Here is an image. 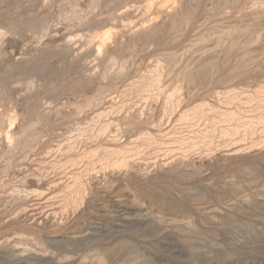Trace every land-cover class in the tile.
Here are the masks:
<instances>
[{
  "label": "bare ground",
  "instance_id": "1",
  "mask_svg": "<svg viewBox=\"0 0 264 264\" xmlns=\"http://www.w3.org/2000/svg\"><path fill=\"white\" fill-rule=\"evenodd\" d=\"M12 1V0H11ZM39 0H17V4L19 6H17V4L15 3L16 7L20 8L22 11L20 12L19 16H21V13H23L24 16H27V18H29L30 20H33L37 14H34L35 9H37L39 6H36L35 4L38 3ZM42 1V0H41ZM46 1V0H43ZM55 0H47L45 6L47 7L48 5H52V3ZM63 2H65L64 4L68 3L69 0H62ZM72 1V0H71ZM79 1V0H78ZM202 1L204 0H195L192 1L194 2L193 4H188V0H86V6H87V10L88 12H92V11H97L96 13H94L93 15H91V13H89L91 16L87 19L84 20V25L86 23V25L90 26V38L92 40H94L95 44V49L94 52L96 53L97 58H99V63L101 66V72L98 74V76L100 77L99 80H106L108 74L107 71L109 70V68L113 65H118V69L120 72V77L124 78L125 83L122 84V86H118V80L116 84H102L99 85L97 83L96 88L93 90V93L91 92L90 95H82L81 97H77V98H81V100L79 102H81L82 106H78V108L76 107L75 110L77 109V112L81 113L82 111L87 110L91 111L92 113H95L94 115L90 114L92 118L88 119V117H86L87 119H85L84 122L87 121V124H84V122H82L83 120H81L78 125L79 127H75V129L68 131L69 135L70 133H75V135H72L74 138V142L66 143L67 148L66 153H64L65 157L62 155V158L58 159L61 160L63 159V164L61 166H58L59 168H61V170L63 169L64 171H62L63 173L66 174V182L67 184L61 187L60 185V190L58 189L59 194L57 195L58 197H61V200L63 201H67L68 203L64 202L65 207H70L69 205H71L72 203L75 205L79 206V202L83 199L87 200V196L89 198H92L93 196L95 197L96 194L98 193V189L97 187L94 185V177L98 176L99 173H103V176H110L108 172H114L112 173L113 175H115V171L117 170V172H122L125 176H127V180H125L126 182H124L123 184V189L125 191H127L129 194L130 193L133 198V201L136 202V200H140L139 196H142L145 200H147V205L148 208L145 209H149L152 207V209L154 208L153 206L156 207V210L160 211L161 214H164L165 212H170L171 210L174 208L173 205H170L165 203L166 199L168 197L169 191L170 189L174 192H176L177 194H181L182 193V189H185V187L187 188V186H185L187 184V181H185V178H181L177 175V173L179 172V166H180V162L179 164L168 170L165 171H160L161 172V177L163 179H161L159 182H157V185H151L149 182H151V180L148 182L150 184V186L146 185V187L148 186L149 190H146L147 188L145 187H139L137 186L139 181H142L141 179H143L141 176H143L144 171H147L146 169H143L145 167H143V165L145 164V162L151 160L153 158V156H151L150 158L148 156L147 159L144 156V159H146V161L142 158V156L144 154H146V150H152L153 149V145H155L156 149L160 146L161 151H164V155L163 153L159 150L162 154V156H167L170 155V153H168L169 151L172 150L173 152V156H176V154H178L177 151H180V153H186L187 151L191 153V151H193L192 153L195 155L196 151H201L202 154L204 153H208V155H210L209 153H211V155L216 151H218V149L220 150L221 147H223V143H224V151H225V147L226 145H228L229 149L230 147H232L231 144L234 145V143L236 144L237 142L241 143V146H247V144H249V148L252 147V145L256 147V143L258 145V143H260L259 145L262 147V145L264 144V48L259 49L261 51H258V49L256 48V46L258 47H264V27L262 28V26L260 27V23L264 22V18L262 17V15L264 13H262L260 11L261 8L257 9L260 11L258 12L261 13V17L260 15H255L256 12L253 13H246V11H244L243 8V4L246 6L247 3H249V0H246V3H240L239 5H237L235 7V3L232 5V7H234V14L237 12H240V17L238 15V17L234 18V14L232 15L231 13H229V16L226 17L225 15V8L222 9V7L217 4L214 6L215 8L212 9H207L205 7V3H202ZM220 1V0H219ZM222 1V0H221ZM227 1L229 2V0H226L225 2L227 3ZM232 1V0H231ZM242 1V0H240ZM244 1V0H243ZM253 1V0H252ZM258 6L260 7L261 3L260 0H258ZM262 1V0H261ZM216 2V1H215ZM14 3V2H11ZM41 3V2H40ZM45 3V2H44ZM43 3V4H44ZM58 3H61V1H59ZM76 3V2H75ZM72 4L73 6L75 5ZM191 3V1H190ZM220 3V2H219ZM225 3V4H226ZM251 3V1H250ZM254 2H252V4L249 6H252ZM42 4V3H41ZM57 4V3H56ZM216 4V3H215ZM232 4V2H231ZM256 4V3H255ZM254 4V5H255ZM260 4V5H259ZM55 5V3H54ZM62 5V4H60ZM68 5V4H67ZM71 6V4H69ZM68 5V6H69ZM13 6V4L11 5ZM10 6V7H11ZM37 8H36V7ZM44 6V7H45ZM53 6V5H52ZM56 6V5H55ZM69 6V7H70ZM78 6V5H76ZM75 6V8H76ZM188 6V7H187ZM207 6V5H206ZM257 6V4L255 5ZM254 6V7H255ZM15 7V8H16ZM41 7V6H40ZM67 7V6H66ZM68 7V8H69ZM231 7V6H230ZM253 6L251 8H254ZM262 7V6H261ZM7 8H9V4L7 6ZM6 8V10H7ZM64 8V7H63ZM73 8V7H72ZM71 8V9H72ZM229 8V7H228ZM247 8V7H246ZM263 8V7H262ZM2 9V8H1ZM13 9V8H12ZM17 9V8H16ZM39 9V8H38ZM43 8L39 9L40 11ZM48 9V8H47ZM67 9V8H66ZM70 9V10H71ZM249 9V8H248ZM247 9V11H248ZM14 10V9H13ZM18 10V9H17ZM16 10V11H17ZM46 10V8H45ZM44 10V11H45ZM69 10V9H68ZM73 10V9H72ZM81 10V9H78ZM224 10V11H223ZM228 10V9H227ZM231 10V8H230ZM237 12H236V11ZM251 10V9H249ZM9 11H12L11 9ZM8 11V13H9ZM15 11V12H16ZM19 11V10H18ZM17 11V12H18ZM38 11V10H37ZM49 11V10H46ZM65 11V10H64ZM83 11V10H82ZM1 12V11H0ZM13 12V11H12ZM13 12V14L15 13ZM16 12V13H17ZM43 12V11H42ZM63 12V11H62ZM72 12V11H70ZM78 12V11H77ZM80 12V11H79ZM78 12V13H79ZM84 12V11H83ZM82 12V14H83ZM86 12V11H85ZM134 12H138L137 17L139 20H135V15ZM225 12V13H224ZM264 12V11H263ZM15 13V14H16ZM61 13V12H60ZM1 14V13H0ZM10 14V13H9ZM67 14V13H66ZM68 14H72L73 16H71L73 19H71V21L73 20L74 22H76L77 20H81L82 18L80 16H76L77 13L75 14V11H73L72 13H68ZM67 14V16H68ZM85 14V13H84ZM238 14V13H237ZM10 14V16H4L2 15L0 17V42L3 41V36H5V31H8L7 34L9 33H13L14 34H18L22 39L25 38L26 36V32L29 31L27 28L23 26H21L22 24H20L18 22L20 17ZM41 15V14H40ZM39 15V17H40ZM58 15V14H57ZM80 15V14H79ZM132 15H134V17H132ZM23 16V18H25ZM60 16H63V14ZM59 16V17H60ZM256 16V17H255ZM259 18H258V17ZM264 16V15H263ZM17 17V20H15ZM22 17V16H21ZM46 17V16H45ZM69 17V18H71ZM85 17V15H84ZM255 17V18H254ZM38 18V17H37ZM37 18L36 22H37ZM64 18V17H63ZM62 18V19H63ZM66 18V16H65ZM64 18V19H65ZM261 18V19H260ZM22 19V18H21ZM20 19V22H21ZM48 19V18H47ZM68 19V17L66 18ZM65 19V20H66ZM229 19L230 22H226ZM24 20V19H23ZM26 20V19H25ZM28 20V19H27ZM40 20V19H39ZM64 20V21H65ZM76 20V21H75ZM34 21V20H33ZM33 21H31L33 23ZM42 21V20H41ZM69 21V20H68ZM72 21V22H73ZM82 21V20H81ZM24 22V21H23ZM27 22V21H26ZM29 22V21H28ZM30 23V26L33 27ZM72 22H69L70 25ZM73 22V25H75ZM78 22V21H77ZM19 23V24H18ZM65 24L67 22H64ZM242 23V24H240ZM246 23V24H245ZM244 24V25H243ZM43 25V24H42ZM51 25V24H50ZM69 25V24H68ZM41 26V25H40ZM67 26V25H66ZM29 27V26H28ZM68 27V26H67ZM77 27H79V23L77 25ZM84 27V26H83ZM36 28V27H35ZM34 28V29H35ZM72 28V27H70ZM33 29V30H34ZM68 29V28H67ZM37 30V29H35ZM45 30V32L47 31L46 29H42ZM5 33H4V32ZM41 31V30H40ZM65 31V30H64ZM43 33V31H41ZM40 32V33H41ZM44 32V33H45ZM88 32V30H87ZM32 33V32H31ZM48 33V32H47ZM66 33V32H65ZM4 34V35H3ZM6 34V35H7ZM86 34V33H85ZM88 34V33H87ZM31 35V34H30ZM39 35V33H38ZM41 35V34H40ZM39 35V36H40ZM47 35V34H46ZM79 35V34H78ZM89 35V34H88ZM11 36V35H10ZM18 36V38H19ZM38 36V37H39ZM43 35H41V39L44 38L42 37ZM72 36V35H71ZM14 37V36H12ZM37 37V36H36ZM35 38V35H34ZM47 38V37H46ZM51 38V37H50ZM70 38V37H69ZM77 38V36H76ZM85 38V37H84ZM88 39V37H86ZM21 39V40H22ZM36 39V38H35ZM40 39V38H39ZM38 40V39H37ZM56 40V39H55ZM68 40V39H67ZM88 45H90L89 43L92 44L91 40L88 39ZM4 42V41H3ZM40 42V40H39ZM42 42V41H41ZM55 42V41H54ZM37 44V43H36ZM40 44V43H39ZM38 44V45H39ZM32 45V44H31ZM43 45V44H42ZM51 45V44H50ZM77 46V45H76ZM92 46V45H91ZM1 47V46H0ZM44 47V46H43ZM48 47V46H46ZM45 47V48H46ZM253 47V48H252ZM50 47H48L49 49ZM54 48V47H53ZM56 48V47H55ZM67 48V47H66ZM256 48V52L250 49H254ZM47 49V48H46ZM47 49V50H48ZM148 49L151 50L150 52H148ZM45 50V49H43ZM45 50V51H47ZM82 50V49H81ZM147 50V51H145ZM40 51L42 52V49H40ZM55 52H57L56 50H54ZM52 51V52H54ZM63 52L65 50H62ZM1 52V51H0ZM51 52V51H50ZM52 52L50 54H52ZM54 52V53H55ZM59 52V51H58ZM68 52V51H67ZM93 52V50H92ZM148 52V54H144ZM254 52V53H253ZM261 52V53H260ZM45 52H43L44 54ZM62 53V52H61ZM66 52H64L65 54ZM91 53V52H90ZM88 53V56L89 54ZM214 54L217 56V59L215 57V59L211 60L213 61L212 65L208 64L207 62L209 61L206 56L208 54ZM2 55V52L0 53ZM47 54V52L45 53ZM49 54V55H50ZM62 54V55H64ZM86 54V53H85ZM92 54V53H91ZM31 55V54H30ZM37 55V54H36ZM53 55V54H52ZM51 55V56H52ZM70 55V54H69ZM82 55V54H81ZM148 55V56H147ZM33 56V54H32ZM43 56V55H42ZM55 56V55H54ZM53 56V57H54ZM68 56V55H67ZM66 56V57H67ZM77 56V55H76ZM143 56H146L145 58ZM38 57H41V54L38 55ZM45 57V56H43ZM52 57V58H53ZM65 57V56H64ZM73 57V56H72ZM82 57V56H81ZM87 57V56H86ZM137 57H140L142 59L141 61V65L138 67V73L137 74H133L136 73L135 70H137V68L132 72L129 71L130 68H132L133 66L131 64H133L134 60H136ZM207 58V62L206 64H208V66L204 63H202V68L201 70L199 69L200 66L197 65L196 63L198 62L199 59L203 58ZM47 58V57H46ZM50 58V57H49ZM74 58H78L80 59V55L78 57H74ZM70 60L73 63V59ZM94 58V57H93ZM101 58V59H100ZM139 58V60H140ZM144 58V61H143ZM205 58V59H206ZM212 58V57H211ZM55 59V58H54ZM68 61L69 58L67 57ZM66 59V60H67ZM83 59V58H82ZM81 59V60H82ZM96 59V58H95ZM204 59V60H205ZM42 60V58L40 59ZM45 60V59H44ZM43 60V61H44ZM60 60V59H59ZM64 60V59H61ZM60 60V61H61ZM97 60V59H96ZM202 60H200L198 63L201 64V62H203ZM33 61V60H32ZM41 62V61H40ZM47 63V59L46 61H44ZM52 62V59H51ZM95 62V61H94ZM140 62V61H138ZM37 63V62H36ZM42 63V62H41ZM50 63V62H49ZM65 62L62 63V65H64ZM67 64L69 62H66ZM65 63V64H66ZM75 63V62H74ZM84 63V62H83ZM210 63V62H209ZM22 64V63H21ZM40 64V63H37ZM53 64V62H52ZM57 64V63H56ZM66 64V65H67ZM99 64H97V66H99ZM31 65L30 68L31 69H35V66ZM42 64H40L41 66ZM48 65V64H47ZM61 65V66H62ZM65 65V66H66ZM75 64H73L74 66ZM82 64H80L81 66ZM93 65V64H92ZM96 65V64H95ZM139 65V64H138ZM263 65V66H262ZM22 66V65H21ZM32 66L34 68H32ZM44 66V65H43ZM41 66V67H43ZM64 66V67H65ZM69 68H71L70 64H68ZM86 66V65H85ZM136 66V65H135ZM206 66V67H205ZM15 67V66H14ZM45 67V66H44ZM63 67V66H62ZM77 67V66H76ZM75 67V69H76ZM95 66H93L94 69ZM8 68V67H7ZM23 68V67H21ZM27 68V67H25ZM24 68V69H25ZM29 68V67H28ZM80 67H78L77 69H79ZM44 69V68H43ZM74 68L71 69L72 72ZM81 69V68H80ZM111 69V68H110ZM113 69V68H112ZM5 70V69H3ZM27 70V69H26ZM25 70V71H26ZM30 70V69H29ZM37 70V68L35 69ZM34 70V71H35ZM41 70V69H40ZM46 70V69H45ZM97 70V68L95 69ZM100 70V69H99ZM256 72L254 73L253 71ZM31 71V70H30ZM44 70H41V72ZM48 71V70H46ZM83 71V70H82ZM116 71V70H115ZM13 72V71H12ZM20 72V71H19ZM38 72V71H37ZM49 72V71H48ZM47 72V74H48ZM253 72L254 75L250 76L249 74ZM28 73V72H27ZM31 73V72H30ZM29 73V74H30ZM36 73L33 72V74ZM46 73V72H45ZM73 75H75L76 72H73ZM82 73V72H80ZM112 74L114 72H111ZM116 73V72H115ZM119 75V73H116ZM125 73V74H123ZM6 74V73H5ZM40 74V73H39ZM44 74V73H43ZM95 74V73H94ZM97 74V73H96ZM134 76H131V75ZM49 75V74H48ZM59 75V74H58ZM68 75V73H67ZM5 76V75H4ZM2 75V77H4ZM35 76V75H34ZM37 78L40 76H38L36 74ZM61 76V75H59ZM70 76V75H69ZM80 80H79V77ZM81 76L83 77V75L78 74L77 77H72V78H77L80 81L81 80ZM88 76V75H87ZM95 75H93L94 77ZM1 77V79H3ZM31 77V75H30ZM68 77V76H67ZM71 77V76H70ZM114 77V76H113ZM117 77V75H116ZM33 78V77H32ZM36 78V77H35ZM45 78V76H44ZM47 78V77H46ZM56 78V76H55ZM89 78V77H88ZM111 78V77H110ZM240 78H244L242 79L243 82V86L242 84L240 85V83L238 82V79ZM6 79V78H5ZM4 79V80H5ZM17 79V78H15ZM19 79V78H18ZM30 79V78H29ZM52 79V78H51ZM70 79V78H68ZM90 79V78H89ZM88 79V80H89ZM95 79V78H94ZM40 80V79H39ZM49 80V79H48ZM77 80V83L80 84ZM98 80V79H97ZM96 80V82H97ZM1 81V80H0ZM19 81V80H18ZM86 81V79L84 80ZM93 81V80H92ZM107 81H111V79L107 80ZM113 81V80H112ZM116 81V80H115ZM128 81V82H127ZM240 81V80H239ZM53 82V79L52 81ZM61 82V81H59ZM67 82V81H66ZM69 82V81H68ZM101 82V81H100ZM104 82V81H103ZM121 82V80H120ZM123 82V81H122ZM128 85H126L127 83ZM236 82L239 83V85L236 84ZM241 82V81H240ZM3 83V82H2ZM21 83V82H20ZM19 83V84H20ZM28 83V82H27ZM50 85V82H48ZM106 83V81L104 82ZM111 83V82H110ZM115 83V82H113ZM33 84V83H32ZM70 84H71V80H70ZM77 84V85H78ZM82 84V82H81ZM235 86L236 88L238 86H242L243 91L245 96L240 98V95L238 97L237 94H229L231 91H229V89H232V86ZM24 85V84H23ZM45 85V84H44ZM48 85V86H49ZM60 85V84H59ZM76 85V86H77ZM4 86V85H3ZM6 86V85H5ZM52 86V85H51ZM83 86V85H82ZM53 87V86H52ZM5 88V87H4ZM4 88H2L3 90H5ZM69 88V87H68ZM84 88V87H83ZM235 88V89H236ZM239 88V87H238ZM12 89V88H11ZM29 89V88H28ZM49 87H47L46 90H48ZM56 89V86L55 88ZM85 89V88H84ZM234 89V88H233ZM232 89V90H233ZM17 90V89H16ZM20 90V89H19ZM50 90V89H49ZM53 91V89H51ZM50 90V91H51ZM82 90V89H81ZM238 90V89H237ZM242 90V89H241ZM40 91V89H39ZM85 92L87 91V88L84 90ZM240 91V90H239ZM9 92V91H8ZM7 92V93H8ZM18 92V91H17ZM83 92V91H82ZM237 92V91H234ZM7 93H5L7 95ZM51 93V92H50ZM239 93V92H238ZM4 94V95H5ZM43 95V93H41ZM52 94V93H51ZM81 94V92L79 93ZM243 94V93H241ZM1 95L4 97L3 93L1 92ZM0 95V97H1ZM5 95V96H6ZM19 95V94H18ZM202 95H213L216 96V102L218 101L217 99H219V96L222 97H227L225 99V102H227V106L230 107L228 109H219L221 107H217L215 104L213 106L212 102H205V101H201L200 106H197V102H199L197 100L196 102V106L195 107V102L193 103V106L191 105L192 102L190 103H186V98L187 96H197L195 97L196 99L199 97H201ZM14 96V95H13ZM68 98H70V95H67ZM74 96H76L74 94ZM128 96H131L132 99H135L133 101H136V99H140V101H138L140 104L141 102L142 105H146V107L144 106L141 107L143 109H136L133 110L136 107H133L132 103L126 104L125 102H122L125 98H128ZM218 96V97H217ZM9 97V95H8ZM42 97V96H41ZM73 97V96H71ZM130 97V98H131ZM194 97H191L192 99ZM205 97V96H204ZM203 97V98H204ZM208 97V96H207ZM211 97V96H210ZM209 97V98H210ZM67 98V97H66ZM208 98V99H209ZM212 98V97H211ZM2 99V97H1ZM7 97L3 98L2 100H0V106H4L1 107V111H0V118L2 119L3 123H6L5 125L2 123L0 125L5 126L2 130H0V133L3 135L0 138V141L3 140L2 143H4L3 145H5V147H3L2 150H0V159L3 158L4 161L6 160H10L9 158V153L15 149L17 150H21L20 152H23L24 157L26 156V154L33 149L34 144L33 140L37 142L38 139H32L30 140L32 137L31 134V129L28 128L29 126H33L30 122V125L28 123L23 124L22 123V127L23 129H16L15 130V125L18 121V114L19 112H16L14 106H17L12 102L8 103L6 101ZM10 101V98H8ZM36 99V98H35ZM110 99V100H109ZM202 99V98H201ZM205 99H207L205 97ZM214 99V98H213ZM238 99V102H235V100ZM48 100V99H47ZM63 100V99H62ZM107 101L109 100L110 102L105 104L106 107L104 108L103 106L104 103L103 101ZM118 100H120L118 102ZM122 100V101H121ZM186 100V101H185ZM233 102H231V101ZM30 101V100H29ZM28 101V102H29ZM36 101V100H35ZM125 101V100H124ZM127 101V99H126ZM220 101H222V99H220ZM27 102V101H26ZM25 102V103H26ZM68 102V101H67ZM83 102V103H82ZM129 102V101H128ZM231 102V103H230ZM38 103V102H37ZM41 103V102H40ZM51 103V102H50ZM200 103V102H199ZM210 103V104H209ZM219 105H221V102ZM28 104V103H27ZM26 104V105H27ZM39 104V103H38ZM44 104V103H43ZM75 104V102H74ZM212 104V105H211ZM29 105V104H28ZM40 105V104H39ZM130 105H132L133 109L130 107ZM139 104H137L138 107ZM224 105V104H222ZM43 106V105H42ZM192 106V108L190 107ZM225 106V105H224ZM21 107V106H20ZM27 107V106H26ZM75 107V105H74ZM226 107V106H225ZM3 108V109H2ZM17 108V107H16ZM25 110V107L22 106V110ZM30 109V107L28 108ZM132 109V111L130 112L129 110ZM3 110V111H2ZM23 110V111H24ZM74 111V108H73ZM33 112V111H32ZM90 113V112H89ZM23 114V113H21ZM19 115L21 117H23L22 115ZM73 114V113H71ZM26 115V113H25ZM70 115V113H69ZM74 115V114H73ZM82 115V114H81ZM86 115V114H85ZM29 116V114H28ZM75 116V115H74ZM74 116L71 115L70 118H73ZM78 114H77V118H78ZM94 116V117H93ZM25 117V116H24ZM68 117V116H67ZM29 118V117H28ZM69 118V117H68ZM75 118V117H74ZM0 119V120H1ZM30 119V118H29ZM67 119V118H66ZM81 119V118H80ZM174 119V123L177 125L179 124V127L181 126L184 127L186 124L187 125H192L190 127H194L192 123H195V126L197 127L198 125V129L196 131H189L191 134L187 136V134H184V132H182V135H185L184 137L181 134V132H177V129H173L167 133H165L166 135H160L159 136V131L160 128L162 127L163 124H165V121H168L170 123V121ZM24 120V119H23ZM28 120V119H27ZM33 120V118H32ZM170 120V121H169ZM68 121V120H67ZM74 121V120H73ZM72 121V122H73ZM78 121V120H76ZM82 122V123H81ZM172 122V121H171ZM71 123V122H70ZM68 123V125L70 124ZM77 123V122H76ZM19 124V123H18ZM17 124V125H18ZM26 124V125H25ZM167 125H169L168 123H166ZM185 124V125H184ZM21 125V123H20ZM25 125V127H24ZM65 125V124H64ZM67 125V127H69ZM174 125V124H173ZM172 125V126H173ZM183 125V126H182ZM186 125V126H187ZM77 126V124H76ZM176 126V125H175ZM185 126V127H186ZM0 127V128H1ZM20 126L18 125V128ZM66 127V126H65ZM66 127V128H67ZM164 127V126H163ZM167 127V126H166ZM171 127V126H169ZM189 127V126H188ZM17 128V127H16ZM30 129L31 132H29L28 134H31L26 136V129ZM71 128V127H70ZM69 128V129H70ZM73 128V127H72ZM165 128V127H164ZM163 128V129H164ZM176 128H178L176 126ZM27 129V130H28ZM65 130V128H63ZM180 129V128H178ZM192 130V128H189V130ZM166 130V129H165ZM177 132H175V131ZM186 130V129H184ZM188 130V128H187ZM186 130V132H187ZM2 131V132H1ZM126 131V132H125ZM180 131V130H179ZM35 132V131H34ZM164 132V131H163ZM166 132V131H165ZM33 133V132H32ZM66 133V134H67ZM72 133V134H73ZM188 133V132H187ZM20 134V136H19ZM127 134V135H126ZM189 134V133H188ZM35 135V134H34ZM60 135V133H59ZM63 135V134H62ZM64 135H65V131H64ZM67 137H72L71 135ZM17 137L18 140H17ZM62 137V136H61ZM64 139V138H63ZM67 139V138H65ZM70 139V138H69ZM68 139V140H69ZM262 139V140H261ZM67 140V141H68ZM227 140H231V141H235L234 143H227ZM66 140H64L63 142H65ZM241 141V142H240ZM62 142V144H63ZM96 142V143H95ZM243 142V143H242ZM245 142V143H244ZM32 143L34 144L32 146ZM159 143V145H158ZM238 143V144H239ZM62 144H59V146H61ZM262 144V145H261ZM1 145V144H0ZM58 145V144H57ZM64 143V146H66ZM171 145V146H170ZM172 145L174 146V148L172 149ZM240 145V144H239ZM238 147L240 148L241 146ZM58 146V148H59ZM152 148H150V147ZM242 146V147H244ZM251 146V147H250ZM259 146V147H260ZM264 146V145H263ZM63 147V145L61 146V148ZM149 147V148H148ZM227 147V148H228ZM236 147V146H235ZM241 147V148H242ZM55 148V149H58ZM59 148V149H61ZM246 149V150H249ZM258 148V147H257ZM82 149V152H80ZM84 149V150H83ZM201 149V150H200ZM203 149V150H202ZM229 149L226 150V152H229ZM253 149V148H252ZM15 150L13 151V154H15ZM78 151L79 154H77L76 152ZM155 150V149H154ZM174 150V151H173ZM176 150V152H175ZM222 150V149H221ZM244 150V151H246ZM251 150V149H250ZM26 151H28L26 153ZM60 151V150H59ZM237 151V148L236 150ZM261 151V150H260ZM263 151V150H262ZM19 152V151H18ZM58 152V151H57ZM55 152V154L57 153ZM65 152V151H63ZM75 152V153H74ZM152 151H150L151 153ZM157 152V151H155ZM154 151L152 153H155ZM186 153L189 154V153ZM195 152V153H194ZM213 152V153H212ZM218 152H222V151H218ZM227 152V153H228ZM233 151H231L232 153ZM238 152V151H237ZM17 153V152H16ZM60 153V152H59ZM58 153V154H59ZM62 153V152H61ZM60 153V154H61ZM148 151L149 156L151 155ZM158 153V152H157ZM156 153V154H157ZM174 153H176L174 155ZM249 153V152H248ZM254 153V152H253ZM63 154V153H62ZM147 154V155H148ZM155 154V155H156ZM226 154V153H225ZM172 155V153H171ZM182 155V154H181ZM200 155V154H198ZM210 155V156H211ZM255 155V154H253ZM58 156V155H57ZM158 156V155H156ZM156 156L154 158V160L156 159ZM178 156V155H177ZM177 156L175 158H177ZM180 156V155H179ZM191 156V155H190ZM202 156V155H201ZM251 156V155H250ZM60 157V156H59ZM170 157V156H169ZM184 158L183 156H180ZM189 157V156H188ZM241 157V156H240ZM243 157V156H242ZM254 157V156H253ZM64 158H65V163H64ZM158 158V157H157ZM160 158V157H159ZM182 158V159H183ZM186 158V157H185ZM190 158V157H189ZM207 158V157H206ZM210 158V157H209ZM227 158V157H226ZM231 158V156H230ZM239 158V157H238ZM173 159V158H172ZM192 159V158H191ZM229 159V158H228ZM247 159V157H246ZM253 159V158H252ZM251 159V160H252ZM8 160V161H9ZM25 160V159H22ZM144 160L145 162L141 161ZM170 160V159H169ZM177 160V159H176ZM181 160V158H180ZM186 160V159H185ZM217 160V159H216ZM235 160V159H234ZM238 159H236L237 162ZM248 160V159H247ZM6 162L8 164H6V166H2L0 167V180L2 181L3 179L5 180L6 178H2V177H6L7 173L9 171L8 166L10 164L9 162ZM56 161V159H55ZM57 161V162H58ZM60 161V163L62 162ZM152 161V160H151ZM256 161V160H254ZM261 160H258V162ZM264 161V159H263ZM262 161V163H264ZM157 162V161H154ZM161 162V161H160ZM178 163V161H176ZM175 162V165H176ZM226 162V161H225ZM232 162V161H231ZM143 163V165L141 164ZM150 163V162H149ZM166 163V162H165ZM183 163V162H182ZM185 163V162H184ZM187 163V162H186ZM185 163V164H186ZM256 163V162H255ZM262 163L260 164V166H262ZM54 164V163H53ZM155 164V163H154ZM164 164V163H161ZM171 164V163H170ZM184 164V165H185ZM51 165V164H50ZM55 165H59L54 164ZM165 165V164H164ZM218 165V164H217ZM235 165V164H234ZM239 165V164H236ZM254 164H251V169L248 167V169L253 170L254 174L258 177V179L261 181L262 179H264V170H260L261 167L256 169V165L253 166ZM9 166V167H10ZM13 166V165H12ZM147 166V163L146 165ZM152 166V165H150ZM160 166V165H157ZM169 166V165H168ZM183 166V164H182ZM242 166V165H241ZM248 166V165H247ZM264 166V165H263ZM57 167V166H55ZM153 167V166H152ZM165 167V166H163ZM245 167V166H244ZM255 167V168H254ZM12 168V167H10ZM58 168V169H59ZM147 168V167H146ZM159 168V167H158ZM247 169V167H245ZM244 168V170H245ZM253 168V169H252ZM56 169V168H55ZM220 170V168H218ZM236 170L235 168H232ZM243 169V168H242ZM264 169V167H263ZM12 170V169H11ZM186 170V169H185ZM188 170V169H187ZM214 170V169H213ZM238 170V169H237ZM242 170L243 174L244 171ZM7 171V173H5ZM60 171V170H59ZM155 171V170H154ZM234 170H232L231 173H233ZM183 172V171H182ZM218 172V171H217ZM224 172V171H223ZM235 172V171H234ZM239 172V170H238ZM242 172L240 171V173L242 174ZM252 172V171H251ZM250 172V173H251ZM252 172V173H253ZM6 175H5V174ZM59 173V172H58ZM60 174L62 175L61 177H63V175L65 174ZM148 173V171H147ZM146 173V174H147ZM176 173V174H175ZM185 173V172H184ZM117 174V173H116ZM122 174V176H124ZM183 174V173H182ZM181 174V175H182ZM190 174V172H189ZM196 174V173H195ZM227 174V173H226ZM229 174V173H228ZM235 176H239L237 173H233ZM240 174V175H241ZM249 174V173H247ZM4 175V176H2ZM121 174L119 173V176ZM145 175V174H144ZM185 175V174H184ZM223 175V174H222ZM252 177L255 178L256 177ZM2 176V177H1ZM102 176V175H101ZM102 176V177H103ZM124 176V177H125ZM186 176V175H185ZM224 176V175H223ZM227 176V175H225ZM224 176V177H225ZM231 176V175H230ZM244 176V175H242ZM263 178H261V177ZM60 177V178H61ZM118 177V176H117ZM122 177V178H124ZM146 177V176H145ZM156 177V176H155ZM214 177V176H213ZM223 177V178H224ZM248 177V175H247ZM251 177V175H250ZM64 178V177H63ZM114 178V177H113ZM154 178V177H153ZM189 178V177H188ZM187 178V179H188ZM191 178V177H190ZM222 178V177H221ZM220 178V179H221ZM235 177H233L234 179ZM22 179V178H21ZM98 179V178H97ZM101 179V178H100ZM126 179V177H125ZM175 179V182H172ZM192 179V178H191ZM219 179V180H220ZM248 179V178H247ZM246 179V181H247ZM24 180L27 179H23L22 182L20 184H17L19 182H16L14 185L12 183H7L8 186H6V183L4 184V188L3 186H1L0 191L1 193H7L6 195H8V197H5L6 195L4 194V196L0 197V202H3L5 205V208L2 209V212L0 211V213L2 214H7L8 211H10L11 208L15 207L17 205V202L20 201L19 198L17 196H19L20 194H29V187L27 188L25 186L26 183H28L27 181L25 182ZM109 180H112V178ZM116 180V179H115ZM115 180L113 182H115ZM123 180V179H122ZM156 180H158L156 178ZM222 180V179H221ZM230 180V179H229ZM232 180V179H231ZM240 180V179H237ZM250 180V178H249ZM248 180V181H249ZM253 180V179H252ZM0 181V183H1ZM118 181V180H117ZM189 181V179H188ZM191 181V180H190ZM195 181V180H194ZM218 181V180H217ZM227 180H225L226 182ZM243 181V180H242ZM245 181V180H244ZM247 181V182H248ZM258 181V180H256ZM256 181L253 180V182L251 183L252 186L253 183ZM263 181V180H262ZM10 182V181H9ZM65 182V181H64ZM100 182V181H99ZM103 182V181H102ZM107 182V181H106ZM147 182V181H146ZM145 182V183H146ZM198 182V181H197ZM212 182V180H211ZM220 182V181H219ZM223 182V181H222ZM223 182V183H225ZM238 182V181H237ZM240 182V181H239ZM251 182V180L249 181ZM248 182V183H249ZM14 183V182H13ZM195 183V182H193ZM241 183V182H240ZM259 183V181H258ZM257 183V184H258ZM263 182H260L261 187ZM11 184V185H10ZM95 184H98V182ZM227 184V183H225ZM231 184V183H230ZM236 184V183H235ZM244 184V183H243ZM110 185V184H109ZM113 185V184H112ZM111 185V186H112ZM139 185V184H138ZM196 185V184H194ZM193 185V187H194ZM212 185V184H211ZM234 185V184H233ZM240 185V184H239ZM246 185V184H245ZM111 186H109L111 188ZM142 186V185H141ZM222 186V185H221ZM58 187V186H57ZM103 187V184H102ZM105 187V186H104ZM193 187L191 189H193ZM202 187V186H201ZM223 187V186H222ZM231 187V185H230ZM242 186H238V188H236L238 190V192L240 191ZM257 187V185H256ZM259 187V185H258ZM120 188H122L120 186ZM195 188V187H194ZM197 188V187H196ZM209 188V187H208ZM211 188V187H210ZM209 188V189H210ZM214 187H212V190ZM219 188V186H218ZM218 188L216 189L217 191ZM245 188V187H243ZM255 188V187H254ZM253 188V190H255ZM100 189V188H99ZM103 189V188H101ZM107 189V188H105ZM190 189V188H189ZM189 189H185L189 190ZM207 189V188H206ZM53 190V189H52ZM55 190V189H54ZM114 190V188H113ZM117 190V189H116ZM215 190V191H216ZM223 190V189H222ZM227 190V188H226ZM242 190V189H241ZM244 190V189H243ZM257 190H263L264 189H257ZM32 191V190H31ZM108 191V190H106ZM121 191V190H120ZM119 191V192H120ZM124 191V193H125ZM184 191V190H183ZM192 191V190H191ZM196 191V190H195ZM198 191V190H197ZM200 191V190H199ZM198 191V192H199ZM209 191V190H208ZM248 191V190H247ZM250 191V189H249ZM262 191V192H263ZM103 192V191H102ZM101 192V193H102ZM109 192V191H108ZM188 192V191H187ZM186 192V193H187ZM202 192V191H200ZM211 192V191H210ZM223 192V191H222ZM227 192H233L232 189L231 190H227ZM235 192V191H234ZM242 192V191H241ZM244 192V191H243ZM255 192V191H252ZM261 191H259L258 193H260ZM261 192V195H263V193ZM2 193V194H3ZM32 193H34L32 191ZM120 193H123V191H121ZM171 193V192H170ZM174 193V194H176ZM186 193H182V194H186ZM188 193H192V192H188ZM204 193V192H203ZM220 193L219 196L223 197V195L225 194V192H223L224 194H222L221 192H217ZM228 193V194H229ZM245 193V192H244ZM244 193H242V195H244ZM105 194V193H104ZM115 194V193H114ZM173 194V193H172ZM234 194V193H232ZM231 194V195H232ZM10 195H15L14 198L11 197ZM98 195V194H97ZM100 195V194H99ZM108 195V194H107ZM137 195H139L138 197H136ZM227 193L224 195V198H227ZM241 195V194H239ZM247 195V196H246ZM25 195H23L24 197ZM101 196V195H100ZM123 196V195H121ZM125 196V194H124ZM127 196V195H126ZM189 196V195H188ZM195 196V195H194ZM201 196V195H199ZM203 196V195H202ZM212 196V195H211ZM226 196V197H225ZM236 196V195H234ZM257 197V193H251L247 192V194H245V197L251 198L248 199V201L252 200V198ZM260 196V195H258ZM17 197V198H15ZM20 197V196H19ZM99 197V196H98ZM141 197V198H142ZM173 197V198H172ZM177 197V196H176ZM181 197V196H180ZM183 197V196H182ZM181 197V199H182ZM190 197V196H189ZM187 197V198H189ZM193 197V196H192ZM197 197V195H196ZM215 198V196H213ZM212 197V198H213ZM239 198H242L240 196H238ZM261 197V196H260ZM259 197V198H260ZM118 198V197H117ZM120 198V196H119ZM178 198V197H177ZM177 198L175 199L174 196H171V202L174 200H176V202H174L175 204L179 203V201L177 202ZM186 198V196L184 197V199ZM198 198V197H197ZM210 198V197H209ZM208 198V199H209ZM223 198V199H224ZM244 198V197H243ZM242 198V199H243ZM246 198L243 199V202L245 203L246 201H244ZM66 199V200H65ZM96 199V198H94ZM105 199V198H104ZM136 199V200H135ZM143 199V200H144ZM192 198H190L191 200ZM199 199V198H198ZM195 198V201L197 200V202H199L198 204H200V200H198ZM230 199H232V197L228 196V199L225 200V202H223V204H220V201L217 202L218 204L222 205L221 207L218 206V208H216V202L214 203L215 208L218 209L217 211L220 214L221 211L220 209L223 207L226 211H228L226 213V216L222 215L224 218H226V220L224 221L223 217L221 216L224 222H226L227 220V224L229 226V228H227V230L222 229V226H227V225H218L220 226L218 229H221L223 232L219 234L221 232H219V230H212L214 223L213 221H217L214 220V217L211 215L206 216L205 213H207L205 211V209L207 210L208 207H203V205L201 204V206L198 205L196 206V211L195 213H192V211L187 210L186 204L184 205V209H180V207L184 204V201H182V205L179 206V204H177L176 206H179V208L176 207V211L177 214H172L171 215H175L172 217H166L164 215H160L161 217L158 218L156 220H160L161 223L164 224H168V225H172L173 226V222H175L176 224H174L176 227L177 224L179 225V227L177 228V231L180 227H182L181 230L182 233L180 234H184L185 235V239L182 238L181 240L184 239V242L189 245H191L193 247V245H200L202 244L204 245H208L210 242L215 243L216 240H219L220 238L223 239L222 236H226L228 237L227 239H229L231 236H236L237 239L242 238L243 236V232L246 229V224L245 223H235V221H233V213H231V208H232V203L236 200L234 197V201L232 203H226L229 202ZM246 199V200H247ZM262 199V198H261ZM121 200V198H120ZM119 200V201H120ZM137 200V202H138ZM142 200V201H143ZM165 200V202H164ZM170 200V198L168 199ZM167 200V202H168ZM189 200V199H188ZM211 200V198H210ZM263 200V199H262ZM22 201V200H21ZM89 201V200H88ZM92 201V200H91ZM97 201V200H96ZM104 201V200H103ZM118 201V202H119ZM122 201V200H121ZM128 201V200H127ZM131 201V200H130ZM185 201H187V199H185ZM207 201V200H206ZM212 201V200H211ZM238 203L242 202L237 200ZM78 202V203H75ZM141 202V201H140ZM143 202V203H144ZM170 202V201H169ZM193 202V200H192ZM193 202V203H194ZM214 202V200H213ZM236 202V201H235ZM234 202V203H235ZM256 202V201H255ZM93 203V202H92ZM101 203V202H100ZM142 203V202H141ZM140 203V204H141ZM144 203V205H145ZM190 203V202H189ZM189 203L187 202V204L189 205ZM203 203V202H202ZM209 203V201H208ZM237 203V202H236ZM235 203V204H236ZM254 203V200L251 204ZM67 204V206H66ZM72 204V205H73ZM95 204V203H94ZM99 204V202H98ZM134 204V203H132ZM207 204V203H206ZM212 204V203H211ZM232 204V205H231ZM234 204L233 206V210L234 207L236 206ZM20 205V204H19ZM71 205V209L72 208ZM104 205V204H103ZM116 205V204H115ZM113 205V207L115 206ZM135 205V204H134ZM143 205V206H144ZM191 205H193L191 203ZM208 205V204H207ZM240 205V203H239ZM238 205V206H239ZM245 205V204H244ZM262 205V204H261ZM97 206V205H96ZM136 206V205H135ZM140 206V205H139ZM205 206V205H204ZM241 206V205H240ZM18 206H16L15 208H17ZM94 207V206H93ZM105 205L102 207L104 209ZM120 207V206H119ZM131 207V206H128ZM142 207V204L140 206V209ZM145 207V206H144ZM173 207V208H172ZM210 207V204H209ZM251 207V206H250ZM260 207V206H259ZM9 208V209H8ZM95 208V207H94ZM101 208V207H99ZM101 208V212L103 211V209ZM107 209V207H105ZM109 208V207H108ZM118 208V206H117ZM133 208V206H132ZM130 208V209H132ZM171 208V209H170ZM190 207H188L189 209ZM194 208V206H193ZM192 208V209H193ZM203 208V209H202ZM212 208V207H210ZM220 208V209H219ZM238 208V207H237ZM240 208V207H239ZM252 208V207H251ZM250 208V209H251ZM14 209V208H13ZM12 209V210H13ZM69 209V208H68ZM76 209V208H75ZM109 209H113V208H109ZM129 209V208H128ZM135 209H139V208H135ZM170 209V211H169ZM209 209V208H208ZM244 209V208H243ZM242 209V210H243ZM116 210V208H115ZM120 209H118L119 211ZM125 210V207H124ZM155 210V211H156ZM210 210V209H209ZM208 210L209 212H213V210H215L214 208L211 209V211ZM256 210V209H255ZM258 210V208H257ZM112 211V210H111ZM123 210H120L119 212H121ZM148 211V210H147ZM173 211H175L173 209ZM175 211V213H176ZM194 211V210H193ZM236 211V210H235ZM234 211V212H235ZM238 211V210H237ZM240 211V209H239ZM248 211V210H247ZM12 212V211H11ZM104 212V211H103ZM106 212H108L106 210ZM116 212V211H115ZM115 212H111V213H115ZM119 212H117L119 214ZM125 212V211H124ZM128 212V211H126ZM153 211H151L152 213ZM164 212V213H163ZM200 212V215L199 213ZM201 212H205L203 215L204 219L206 218V220H204L202 218ZM216 212V211H215ZM214 212V213H215ZM243 212V211H242ZM246 212V211H245ZM250 212V210H249ZM253 212V211H252ZM256 212V211H255ZM9 213V212H8ZM95 213V212H94ZM154 213V212H153ZM157 213V212H156ZM174 213V212H173ZM259 213V212H258ZM0 214V216H1ZM11 214V213H9ZM106 214V213H104ZM122 214V212L120 213ZM135 214V213H134ZM143 214V213H141ZM158 214V213H157ZM169 214V213H168ZM216 214V213H215ZM216 214V215H217ZM242 214V213H241ZM252 214V213H251ZM114 215V214H113ZM111 215V216H113ZM151 216H153L152 214H150ZM148 215V217L150 216ZM167 215V213H166ZM170 215V214H169ZM167 215V216H169ZM247 215V214H246ZM107 216V215H106ZM115 216V215H114ZM121 216V215H119ZM125 219V215H123ZM143 216V215H142ZM78 217V216H77ZM100 217V216H99ZM127 218L125 219V221L128 219V216H126ZM154 217H156V215H154ZM153 217V218H154ZM207 217H210V221L207 220ZM238 217V216H237ZM245 217V216H244ZM254 217V216H253ZM258 217V216H257ZM104 218H106L104 216ZM118 218V217H117ZM150 218V217H149ZM212 218V221H211ZM220 218V215L219 217ZM236 218V217H235ZM242 218V217H241ZM99 219V218H98ZM97 219V221H98ZM122 219V220H123ZM249 219V218H248ZM254 219V218H253ZM261 219V217H260ZM158 220V221H159ZM259 220V219H258ZM100 221V220H99ZM108 221V220H107ZM130 221V220H129ZM159 221V222H160ZM207 223H211L213 222V224L211 223L210 227H208L210 230H212V232L210 231H205L206 228L204 229L205 225ZM237 221V220H236ZM241 221V219H240ZM256 221V220H255ZM254 221V222H255ZM92 222V221H90ZM95 221H93L94 223ZM101 222V221H100ZM103 222V221H102ZM116 222V221H115ZM157 222V221H156ZM218 222V221H217ZM223 222V223H224ZM253 223V226L255 228V225ZM262 222V221H260ZM259 222V223H260ZM107 223V222H106ZM110 223V220H109ZM172 223V224H171ZM251 223V222H250ZM249 225H252L250 224ZM257 223V222H256ZM255 223V224H256ZM21 224V227L24 229V227L26 226L25 224ZM111 224V223H110ZM127 224V223H126ZM125 224V225H126ZM154 224V223H153ZM160 224V223H159ZM261 224V223H260ZM25 225V226H24ZM78 225V224H76ZM84 225V224H83ZM90 225V224H89ZM102 225V224H101ZM117 224H115L116 226ZM162 226V224H160ZM165 225V227H166ZM209 225V224H208ZM257 225V224H256ZM18 226V225H17ZM81 227V225H79ZM92 226V224H91ZM171 226V227H172ZM207 226V225H206ZM227 226V227H228ZM259 226V225H258ZM27 227V226H26ZM75 227V225H74ZM132 227V226H130ZM156 227V226H155ZM249 227V226H248ZM77 228V227H76ZM75 228V230H76ZM105 228V227H104ZM103 228V229H104ZM120 228V227H119ZM118 228V229H119ZM127 228V227H126ZM169 228V227H168ZM259 228V227H258ZM26 229V228H25ZM30 229V227H29ZM29 229L27 230V232H29ZM106 229V228H105ZM114 229V228H112ZM116 229V230H118ZM124 229V228H123ZM129 231H127L128 233L130 232V228H128ZM132 229V228H131ZM139 229V228H138ZM175 229V227L173 228ZM173 229H171V231H173ZM229 229V230H228ZM261 229V228H260ZM22 230V229H21ZM122 230V229H121ZM120 230V232H121ZM125 230V229H124ZM133 230V229H132ZM167 230V229H166ZM232 231L228 232V231ZM253 230V229H252ZM73 231V229H72ZM78 231V229H77ZM148 231V230H147ZM250 231V229H249ZM24 232V231H23ZM119 232V230H118ZM119 232V234H120ZM132 232V231H131ZM130 232V233H131ZM141 231H139L140 233ZM175 232V231H174ZM173 232V233H174ZM179 232V231H178ZM219 232V233H218ZM252 232V231H251ZM263 232V231H261ZM258 232L257 233H261ZM19 233V231H18ZM36 233V232H35ZM116 233V232H115ZM126 232H122L118 237L115 238H110L112 240H109L108 238V242L106 241H101L98 240V242L95 243V246H92V248H89V250H87L88 255L84 252V254H86V256H84V260L90 259L93 261H97L98 264H136L139 263L138 259L141 260V258L143 259V257L140 256L139 252L136 249L135 244H133V241H129V237L131 238V236H129L130 234H128ZM148 233V232H147ZM167 233V232H166ZM225 233V235H224ZM246 233V231L244 232ZM254 233H256L254 231ZM256 233V234H257ZM21 234V233H20ZM31 234V231H30ZM34 234V231L33 233ZM31 234V235H32ZM75 234V233H74ZM133 234V232H132ZM142 234V233H141ZM219 235H222L220 238H218ZM35 235V234H34ZM143 235V234H142ZM149 235V234H148ZM164 235V234H163ZM169 235V234H168ZM178 235V234H177ZM28 236V234H27ZM30 236V235H29ZM36 236V235H35ZM34 236V237H35ZM116 236V235H115ZM137 236V235H136ZM147 236V235H146ZM174 236V235H173ZM264 236V235H263ZM20 237H22V235H20ZM25 237V236H23ZM31 237V236H30ZM29 237V238H30ZM32 237V238H34ZM52 237V236H50ZM71 237V236H70ZM172 237V236H171ZM184 237V236H182ZM225 237V238H226ZM30 241V243L32 244V241L37 245H41L44 247L46 244V242H44V240L40 238H38L37 236ZM63 238V237H62ZM165 238V237H164ZM167 238V237H166ZM178 238V237H176ZM232 238V237H231ZM234 238V237H233ZM232 238V239H233ZM244 238V237H243ZM257 238V237H256ZM19 239V238H18ZM73 239V238H72ZM148 239V238H147ZM180 239V238H178ZM231 239V240H232ZM26 242L25 238H22L19 240V242ZM28 240V239H27ZM52 240V239H51ZM105 240V239H103ZM132 240V238H131ZM170 240V239H169ZM180 240V241H181ZM225 240V239H224ZM230 240V242H231ZM243 240V239H242ZM245 241L249 240V239H244ZM258 240V239H257ZM142 242V240H140ZM163 241V240H162ZM222 241V240H221ZM229 241V240H228ZM233 241V240H232ZM235 241V240H234ZM18 242V243H19ZM57 242V241H56ZM182 241V243H184ZM244 242V241H243ZM248 242V241H247ZM33 243V245H35ZM49 242H47L48 244ZM90 243V241H89ZM132 243V244H131ZM145 243L142 242V244ZM226 243V241L224 242ZM224 243H221L224 244ZM236 243V242H235ZM24 244V243H23ZM26 244V243H25ZM27 244L29 245V240L27 241ZM147 244V243H146ZM145 245V244H144ZM149 245V244H148ZM147 245V246H148ZM166 245V244H165ZM195 245V247H196ZM200 246L201 249L203 246ZM215 245V244H214ZM220 245V244H219ZM221 245L219 248H221ZM237 245V244H236ZM24 247L23 251H26V248L24 245H22ZM146 246V248H147ZM185 246V244H184ZM213 246V245H212ZM223 246H227V245H223ZM31 247V246H30ZM39 247V246H38ZM42 247V248H43ZM46 247V246H45ZM59 247V246H58ZM88 247V246H87ZM149 247V246H148ZM151 247V246H150ZM150 247L147 248L150 250ZM153 247V245H152ZM205 247V246H204ZM208 247V246H207ZM241 247V246H240ZM251 247V246H250ZM52 248V247H51ZM213 248L212 250H210V253H208L209 251L207 250V253L211 255V252H213L214 250L217 251L219 250L218 248ZM228 248V247H227ZM235 248V247H233ZM246 248V247H245ZM31 249V248H30ZM29 249V250H30ZM46 249V248H45ZM59 249V248H58ZM152 249V248H151ZM166 249V248H165ZM192 249V248H191ZM194 249V248H193ZM226 249V248H225ZM224 248L221 250H225ZM237 249V248H236ZM249 249V246H248ZM251 249V248H250ZM249 249V250H250ZM17 250V249H16ZM44 250V248H43ZM47 250H49L47 248ZM65 250V249H64ZM85 250V249H84ZM155 250V249H154ZM204 250V251H203ZM203 254L205 255V249L203 248ZM219 250V251H221ZM234 250V249H233ZM239 250V249H238ZM31 251V250H30ZM33 251V250H32ZM46 251V250H45ZM54 251V250H53ZM172 251V250H171ZM192 251V250H191ZM195 250H193L194 252ZM214 251V252H215ZM237 251V250H236ZM234 251V252H236ZM245 251V250H244ZM253 251V250H251ZM27 252V251H26ZM34 252V251H33ZM48 252V251H47ZM47 252H45L47 254ZM82 252V251H81ZM166 252V251H165ZM197 252V250H196ZM228 252V250H227ZM230 252V251H229ZM232 252V253H234ZM247 252V251H246ZM21 253V252H20ZM36 253V252H35ZM66 253V252H65ZM80 253V251H79ZM143 253V252H142ZM167 253V252H166ZM192 253V252H191ZM217 253L219 255L222 254L221 252H216V256ZM226 250L225 252H223V257L227 254ZM42 254V253H41ZM77 254V253H76ZM155 254V253H154ZM194 254V253H193ZM206 254V255H208ZM213 254V253H212ZM225 254V255H224ZM250 254V252H249ZM20 255V254H19ZM26 255V254H25ZM74 255V254H73ZM160 255V254H159ZM169 255V254H168ZM173 255V254H172ZM205 255V256H206ZM78 256V255H77ZM153 256V255H152ZM158 256V255H157ZM193 256V255H191ZM190 256V257H191ZM203 256V255H202ZM204 256V257H205ZM2 257V255H1ZM9 257V256H8ZM7 257V258H8ZM19 257V256H16ZM22 257V256H21ZM65 257V255H64ZM68 257V255H67ZM66 257V259H67ZM71 257V256H70ZM162 257V256H161ZM160 257V258H161ZM222 257V256H220ZM4 258V257H3ZM6 258V257H5ZM15 258V257H14ZM69 258V257H68ZM82 258V257H81ZM202 258V257H201ZM244 258V257H243ZM51 259V258H50ZM83 259V258H82ZM8 260V259H7ZM20 260V259H19ZM81 260V259H80ZM83 260V261H84ZM9 261V260H8ZM54 261V260H52ZM59 261V260H58ZM74 261V260H73ZM76 261V260H75ZM82 261V262H83ZM137 261V262H136ZM86 262V261H85ZM201 262V261H200ZM6 263V262H5ZM4 263V264H5ZM52 263V262H51ZM58 263V262H57ZM61 263V262H60ZM59 263V264H60ZM202 263V262H201ZM67 264V263H66ZM192 264V263H191ZM195 264V263H194ZM209 264V263H208Z\"/></svg>",
  "mask_w": 264,
  "mask_h": 264
},
{
  "label": "rangeland",
  "instance_id": "2",
  "mask_svg": "<svg viewBox=\"0 0 264 264\" xmlns=\"http://www.w3.org/2000/svg\"><path fill=\"white\" fill-rule=\"evenodd\" d=\"M59 1H61V3H58ZM189 2H188V4H193L194 2H195V0H188ZM190 1H191V3H190ZM192 1H194V2H192ZM216 1V2H215ZM226 0H204V1H202V3H205L206 5H205V7L207 8V9H212V6L214 5H216V7H217V4H219L221 7H222V9H224L225 8V6H226V8H225V16L226 17H228L229 16V13H233L234 12V7H232V5L235 3V7L237 6V5H239L241 2L242 3H246L245 1L246 0H242V1H240V0H229V2L227 1V3L225 2ZM250 1H251V3H250ZM255 1V3L257 4V6H255L256 4L255 3H253V7L254 8H251L252 6H249V4L251 5L252 4V2H254ZM11 2H14V3H11ZM42 4H41V3ZM45 2V3H44ZM46 2H47V0L46 1H41V0H39L38 1V3H36L35 5L36 6H39L38 8L39 9H41V8H43L41 11L37 8V9H35V11H34V16H35V14H36V12H37V14H36V16H35V18H37V22H36V19L34 18L33 20H30L29 18H27V16H24L23 15V13H21V16H19V14H20V12L22 11L20 8H18V7H16V5H15V3L17 4L18 2H17V0H0V17L2 16V15H4V16H6V17H8V16H10V14H12V15H14V16H16V14H17V17H20L19 18V20H18V22L20 23V24H22L21 26H23L24 25V27L25 28H27L29 31H27L26 32V37L25 38H21L18 34L16 35V34H14L13 35V33H10V35H9V33L7 34V32L8 31H3L4 33H5V36H3L2 38H3V41H1L0 42V51L2 52V55L0 54V95H1V92L3 93V95L5 94V93H7L8 91V93H7V95L5 96L4 95V97L6 98L7 97V99H6V101L8 102V103H10L11 102V100H12V102L11 103H13V104H15V105H17V106H14V108H15V110H16V112H19V113H17L18 114V121H17V123H16V125H15V130L16 129H23V127H22V123L24 124L25 122L26 123H28L29 125H30V122H31V124L33 125V126H29L28 128H32L31 129V131L33 132H31L30 131V129H26V131H25V133H26V136H28V135H30L31 136V134H32V136H35V137H30V136H28V137H30L31 139L30 140H32V139H38L37 140V142L36 141H34L33 140V143L35 144H33L32 143V146L34 145V147H33V149H31L29 152L28 151H26V156L24 157V155L25 154H23L22 155V153L23 152H20L21 150L19 149V150H15V149H13L10 153H9V158H10V164H11V166L10 167H12V168H10L9 166H8V168H9V170H7V171H9L8 173H7V171L5 172V173H7V176L6 177H2V176H4V175H2L1 177L2 178H6L5 180L3 179L2 181H1V183H0V188H1V186H3V188H4V184L3 183H12L13 185L16 183V182H19V183H17V184H20L21 182H22V180L23 179H27V180H24L25 182L27 181L28 183H26L25 184V186L30 190L29 191V194L27 193V194H20L19 196H17L18 198H19V200L21 199V198H23V199H21L20 201H18L17 202V205L16 206H18L17 208H15V207H13V208H11L10 209V211H8L9 213H11V214H9L8 212H7V214H1V216H0V264H4L5 262V264H59L60 262V264H98V262L97 261H94V263L93 262H90V261H93V260H90V259H88L87 258V260H84L85 258H84V256H86V254L88 255V252H87V250H89V248H92V246H95V243L96 242H98V240H101V241H106V242H108V238H109V240H112L113 238H115V237H118L122 232H126V233H128L127 231H129V229L128 228H130V232L132 231L133 232V234H132V232L130 233H128V234H130L129 236H131L132 235V240H131V238L129 237V241L131 242V241H133L132 243L133 244H135V246H136V249H137V251L139 252V254H140V256L141 257H143V259L141 258V260L140 259H138V262L139 263H136V264H264V191L263 190H257V189H264V179H262L261 181L258 179V177L254 174V172H253V170H250L251 169V164H254L253 166H255L256 165V169H258L259 167H261L260 168V170L262 171V170H264L263 169V165H264V163H262V161H263V159H264V144L262 145V147L259 145L260 143H258V145H257V143H256V147H255V145L253 146L252 145V147L251 148H249L248 146H249V144H247V146H244V145H242V146H244V147H242L241 146V143H239V142H237L236 140V144L234 143L235 141H231V140H229L231 143H234V145L233 144H231L232 145V147H230V149H229V147H228V145H226V147H225V151H224V143H223V147H221L220 148V150L218 149V151H222V152H218V151H216L217 153H213L212 155H211V153H209L210 155H208V153H204V154H202L201 153V151L199 152V151H196V153H195V155L192 153L193 151H191V153L190 152H188L189 154H187L186 155V153H180V151H177L178 152V154H176V153H174V155L176 154V156H177V158H175L176 156H173V152H172V150L171 151H169L168 153H172V155H171V153H170V155H167V156H162L161 154L163 153V155H164V151H161V149H160V146L157 148V149H160V151L162 152H160L159 150H157L156 149V147H155V145L157 144H154L153 145V149L152 150H146V154H144L143 156H142V158L144 159V156L146 157V156H148L149 158L151 157V156H153V158L151 159V160H149L148 162L146 161V159L148 158V157H146V159H144V160H141V161H143V162H145V164L144 165H146V163H147V166H144L143 165V163H141L142 165H143V167H145V168H143V169H146L147 171H148V173H147V171H144V173H143V176H141L143 179H141L142 181H139L138 182V184H137V186H139V187H145V188H147L146 190H149V188H148V186H150V184L153 186V185H157V182H159L161 179H163L162 177H161V172L162 171H165V170H167V168H168V170L169 169H171V167L172 168H174V167H176L178 164H179V162H180V166H179V172L177 173V175L179 176V177H181V178H185L186 180L185 181H187V184L185 185V186H187V188L185 187V189H189V190H186L185 191V189H182L181 191H182V193L184 192V193H186L187 191L189 192H192V193H186V194H177L176 192H174V191H172L171 189H170V191H169V194H168V197H167V199H166V202H165V200H164V202L167 204V206H168V204H170V205H173V209L176 211V207L177 208H179V206L180 205H182V201H184V204L180 207V209L182 208V209H184V205L186 204V209L187 210H189V211H192V213H195V211L197 210L196 209V206H201V204L203 205V207L205 208V207H208L207 208V210L205 209V211L207 212V213H205V215L206 216H211L212 214V216L214 217V220H217V219H219V220H217V221H213V222H216V223H214V225H213V228H212V226L210 225L211 223L213 224V222H209V223H207L206 221V225H205V227H204V229L206 228V230L205 231H209L211 228H212V230L214 231V230H216L217 229V231L219 230V232H220V230L221 229H218L220 226H222L223 224L224 225H227L228 226V224H227V221L226 222H224L225 220H226V218H224L223 216L225 215L226 216V213L228 212V211H226L223 207L220 209V211H221V213L220 214H217V213H219L217 210L218 209H216V208H218V206L219 207H221L222 205H220L221 203L223 204V202H225V200H227L228 199V196L229 197H232V199H230V201L229 202H226V203H232L234 200V197H235V201L237 202H233L231 205H232V208H231V213H233V221H235V223L237 222V223H245L247 226H246V229H245V231H246V233H244L243 232V236H242V238H241V240L240 239H237L236 238V236H231L229 239H227L228 237H224V236H222L223 235V232H222V230H221V232L219 233V234H221L222 233V235H219L218 234V238H220L221 236L223 237V239H219V240H216V242L215 243H213L212 244V242H210L208 245H202V244H198V245H196V247H195V245H193V247L191 246V245H189L188 243L186 244L185 242H184V239H185V235L184 234H180V233H182V231L181 230H183V229H181L182 227H180L179 229H178V231H177V228L179 227V225L177 224V226L178 227H176L174 224H176L175 222H173L174 224H173V226L172 225H166V224H164L163 225V223H161V221L159 222L158 220H156L157 218H158V215H159V218L162 216V215H164L165 216V218L166 217H172V216H175L176 214H177V211H176V213H175V211H173V209L171 210V213L172 214H175V215H171V213L170 212H163L164 214H161L160 213V211H158V210H156V207L155 206H153L154 208L152 209V207L150 208V210L149 209H145V208H148V205L146 204L147 203V200H145L142 196H139V195H137L136 197H138L139 196V199L140 200H138V202H137V200H136V202H134L133 201V198L131 197L132 195V193L130 194H127L128 192L127 191H125L124 189H123V184H124V182H126L125 180H127V176H125L122 172H117V170L115 171V175H113L112 173H114V172H108L109 173V175L110 176H108V174H107V176H103V173H99L98 174V176H96V177H94V185L97 187V189H98V195L96 194V196L94 197H92V198H89L88 196H87V200L86 199H83V200H81L79 203L78 202H75V203H78L79 204V206L78 205H74L73 203V205H72V208L73 209H71L70 207H71V205H69L70 207H65V204H64V202H66V203H68L67 201H62L61 200V197L59 196H57V195H59V194H56V193H59V191H58V189L60 188V185L62 184L63 186H64V183H65V185L67 184V182H66V174L65 173H63L62 171H64L63 169L61 170V168H59L58 166H61L62 164H63V159H61V160H59L58 161V159H60V158H62V155L65 157V155H64V153H66V151H68V150H66V148H67V145H68V143H70L71 144V142H74V138H73V136L72 135H75V133H70V135L72 136V137H67L68 135H69V132L67 133V130L66 129H68V131H70V130H73V129H75V127L77 128V127H79V125H78V123L81 121V120H83L82 122H84L85 121V119H87L86 117H88V119H90V118H92L91 117V115L93 114H95V113H92L91 111H88V112H86L87 110H85V111H82L81 113L79 112H77V109L75 110V108L77 107L78 108V106L81 104V102H79L80 100H81V98H77L79 95V97H81L82 95H90V93L92 92L93 93V90L96 88V86H97V83L99 84V85H101V83L102 84H107V85H109V84H116L117 83V80H118V86L120 87V86H122V84L123 83H125V81H126V79H125V81H124V78L123 77H120V72H118L119 71V69H118V65H113V66H111L110 68H109V70L107 71V74H108V76H107V78H106V80H99V76H98V74L101 72V66H103V65H100L99 63H101V62H99L100 60H99V58H97V56H96V53L94 52V49H95V42H94V40H92L91 38H90V34H91V31H90V26L88 25H86V23H85V25H84V20L85 19H87V18H89L91 15H93L94 13H96L97 11H90V12H88V10L86 9L87 8V6L85 5L86 4V0H69V2L68 3H66V4H64L65 2H63L62 0H55L53 3H52V5L50 6V5H48L47 7L45 6V4H46ZM76 2V3H75ZM220 2V3H219ZM231 2H232V4H231ZM258 0H249V3H247V5L245 6L244 4L242 5L243 6V8H244V11H246V13H253V12H256L255 13V15L257 14V15H260V17H261V13H259L258 14V12H262V13H264L263 11H264V0H260V3H261V5H260V7L258 6ZM44 3V4H43ZM54 3H55V5H54ZM57 3V4H56ZM75 3V5L73 6L72 4H74ZM216 3V4H215ZM226 3V4H225ZM241 3V4H242ZM8 4H9V8H7V6H8ZM13 4V6H11ZM60 4H62V5H60ZM69 4H71V6L69 7L68 5ZM195 4V3H194ZM237 4V5H236ZM240 4V5H241ZM255 4V5H254ZM76 5H78V6H76ZM11 6V7H10ZM17 6H19L18 4H17ZM41 6V7H40ZM45 6V7H44ZM67 6V7H66ZM75 6H76V8H75ZM213 6V8H215ZM231 6V7H230ZM263 8H262V7ZM19 10H17L16 8ZM64 7V8H63ZM69 7V8H68ZM73 7V8H72ZM188 7V6H187ZM229 7V8H228ZM247 7V8H246ZM257 7L258 8H261L260 9V11L257 9ZM2 8V9H1ZM6 8H7V10H6ZM14 10H13V9ZM45 8H46V10H49V11H46L45 10ZM48 8V9H47ZM67 8V9H66ZM73 10H72V9ZM230 8H231V10H230ZM251 9V10H249V9ZM12 10L13 12H15L16 10L18 11H16L14 14H13V12L12 11H9V10ZM69 9V10H68ZM71 9V10H70ZM78 9H81V10H78ZM228 9V10H227ZM247 9H248V11H247ZM38 10V11H37ZM45 10V11H44ZM65 10V11H64ZM84 12H83V11ZM8 11H9V13H8ZM43 11V12H42ZM63 11V12H62ZM70 11H75V14L77 13V17L78 16H82L81 18V20H75L76 22H74L73 20V22H74V24L75 25H73V26H71L72 24H73V22L71 21V19H73L71 16H73L72 14H68V13H72V12H70ZM79 13H78V12ZM86 11V12H85ZM224 11V10H223ZM233 11V12H232ZM236 11V10H235ZM61 12V13H60ZM82 12H83V14H82ZM237 12V11H236ZM68 14V16H67V14ZM85 13V14H84ZM89 13H91V15L89 14ZM138 12H134V15H135V17H134V15H132V17H134L135 18V20H139L138 19V17H137V14ZM238 13V14H237ZM237 13H235L236 15H238L239 17H240V12H237ZM7 14H8V16H7ZM41 14V15H40ZM58 14V15H57ZM60 14L62 15L63 14V16H60ZM80 14V15H79ZM234 14V13H233ZM232 14V15H233ZM233 15L234 16V18H236V17H238V16H236V15ZM12 15H11V17H12ZM39 15H40V17H39ZM84 15H85V17H84ZM264 15V14H263ZM262 15V17L264 18V16ZM23 16L25 17V18H23ZM46 16V17H45ZM60 16V17H59ZM65 16H66V18L68 17V19H66L65 18ZM88 16V17H87ZM3 17V16H2ZM17 17H16V19L15 20H17ZM66 19H64V18ZM69 17H71V18H69ZM87 17V18H86ZM256 17V16H255ZM254 17V18H255ZM258 17V16H257ZM22 18V19H21ZM48 18V19H47ZM63 18V19H62ZM259 18V17H258ZM20 19H21V22H20ZM24 19V20H23ZM26 19V20H25ZM28 19V20H27ZM40 19V20H39ZM261 19V18H260ZM42 20V21H41ZM65 20V21H64ZM69 20V21H68ZM227 20V19H226ZM24 21V22H23ZM27 21V22H26ZM31 22V21H33V23L31 22V25L33 26V27H31L30 26V23L29 22ZM64 22H67L66 24L64 23ZM69 22H72L71 23V25H70V23ZM226 22H230L229 21V19L226 21ZM18 23V24H19ZM78 23H79V27H77V25H78ZM43 24V25H42ZM51 24V25H50ZM69 24V25H68ZM240 24H242V23H240ZM246 24V23H245ZM41 25V26H40ZM68 27H67V26ZM244 25V24H243ZM263 25V26H262ZM29 26V27H28ZM84 26V27H83ZM260 27L262 26V28L264 27V22L262 23H260V25H259ZM36 27V28H35ZM70 27H72V28H70ZM37 29V30H35V29ZM46 29L47 31L45 32V30H42V29ZM68 28V29H67ZM34 29V30H33ZM43 31V33L41 32V31ZM65 30V31H64ZM87 30H88V32H87ZM32 32V33H31ZM41 32V33H40ZM45 32V33H44ZM48 32V33H47ZM66 32V33H65ZM38 33H39V35L41 34V35H43L42 37H44V38H42L41 39V35L39 36L38 35ZM86 33V34H85ZM89 35H88V34ZM7 34V35H6ZM31 34V35H30ZM47 34V35H46ZM79 34V35H78ZM4 35V34H3ZM34 35H35V38H34ZM72 35V36H71ZM12 36H14V37H12ZM18 36H19V38H18ZM37 36V37H36ZM39 36V37H38ZM76 36H77V38H76ZM47 37V38H46ZM51 37V38H50ZM70 37V38H69ZM85 37V38H84ZM86 37H88V39L89 40H91V42H92V44L91 43H89L90 45H88V42H90V41H88V39L86 38ZM40 38V39H39ZM22 39V40H21ZM38 39V40H37ZM56 39V40H55ZM68 39V40H67ZM39 40H40V42H39ZM42 41V42H41ZM55 41V42H54ZM37 43V44H36ZM40 43V44H39ZM32 44V45H31ZM39 44V45H38ZM43 44V45H42ZM51 44V45H50ZM77 45V46H76ZM92 45V46H91ZM44 46V47H43ZM46 46H48V47H50L49 49H48V47H46ZM48 49H46V48ZM54 47V48H53ZM56 47V48H55ZM67 47V48H66ZM253 48V47H252ZM256 48L258 49V51H261V50H259V49H262V48H264V47H258V46H256ZM256 48H254V49H250V50H253V51H255L256 50ZM40 49H42V52L40 51ZM43 49H45V50H47V51H45V50H43ZM82 49V50H81ZM54 50H56L57 52H55ZM62 50H65L64 52H66L65 54H64V52L62 51ZM92 50H93V52H92ZM52 51H54V52H52V54H50ZM59 51V52H58ZM68 51V52H67ZM145 51H147V50H145ZM151 50H149L148 49V52H150ZM257 51V50H256ZM255 51V52H256ZM0 52V53H1ZM43 52H47V54H43ZM62 52V53H61ZM92 54H91V53ZM148 52H146V53H144L145 55L146 54H148ZM86 53V54H85ZM88 53H90L89 54V56H88ZM254 53V52H253ZM261 53V52H260ZM31 54V55H30ZM32 54H33V56H32ZM37 54V55H36ZM39 54H41V57H38V55ZM50 54V55H49ZM62 54H64V55H62ZM70 54V55H69ZM82 54V55H81ZM150 54V53H149ZM148 54V55H149ZM45 56V57H43V56ZM52 55V56H51ZM55 55V56H54ZM68 55V56H67ZM77 55V56H76ZM80 55V59H78V58H74V57H78ZM147 55V56H148ZM54 56V57H53ZM65 56V57H64ZM69 58V61H68V59H67V57ZM73 56V57H72ZM82 56V57H81ZM87 56V57H86ZM47 57V58H46ZM50 57V58H49ZM53 57V58H52ZM94 57V58H93ZM144 58L146 57V56H143ZM209 58L208 60H207V58ZM205 58H203V60L202 59H199L198 60V62L200 61V60H202L203 62H201V64H199L198 62L196 63L197 65H202V63H204V65L206 64V62L210 65H212L214 62V60L213 59H215V57H216V59H217V56L216 55H214V54H208L207 56H206ZM212 57V58H211ZM42 58V60H40ZM55 58V59H54ZM72 58H74L73 59V63L70 61V60H72ZM83 58V59H82ZM97 60H96V59ZM139 58L140 57H137L136 58V60H134V62H133V64H131L133 67L132 68H130L129 69V71L130 72H132L133 73V71L137 68V70H135V72L136 73H133V74H137L138 73V67L141 65V61H142V59L140 58V60H139ZM144 58H143V61H144ZM45 59V60H44ZM46 59H47V63L46 62H44V61H46ZM51 59H52V62H53V64H52V62H51ZM61 59H64V60H60ZM67 59V60H66ZM82 59V60H81ZM101 59V58H100ZM33 60V61H32ZM44 60V61H43ZM99 60V61H98ZM207 60V61H206ZM211 60H213V61H211ZM42 63H41V62ZM95 61V62H94ZM138 61H140V62H138ZM40 63V64H42L41 66H43V67H41L40 66V64H37V63ZM50 62V63H49ZM63 62H69L68 64H70V66H71V68H69V66H68V64L66 65L65 63H64V65H62V63ZM75 62V63H74ZM84 62V63H83ZM210 62V63H209ZM213 62V63H212ZM22 63V64H21ZM57 63V64H56ZM34 64H36L34 67H35V69L37 68V70H35V69H31L30 68V66L31 65H34ZM48 64V65H47ZM73 64H75L74 66H73ZM80 64H82L81 66H80ZM93 64V65H92ZM96 64V65H95ZM97 64H99V66H97ZM139 64V65H138ZM208 64H206L207 66H208ZM22 65V66H21ZM63 67H62V66ZM66 65V66H65ZM86 65V66H85ZM136 65V66H135ZM15 66V67H14ZM65 66V67H64ZM77 66V67H76ZM93 66H95L94 67V69H93ZM138 66V67H137ZM263 66V65H262ZM8 67V68H7ZM21 67H23V68H21ZM25 67H27V68H25ZM29 67V68H28ZM33 66H32V68H34ZM75 67H76V69H75ZM78 67H80L79 69H77ZM206 67V66H205ZM25 68V69H24ZM44 68V69H43ZM72 68H74L73 70H74V72H76L75 73V75H73L74 73H72L73 72V70H72V72H69V71H71V69ZM97 68V70H95ZM113 68V69H112ZM201 68H202V66H200V70H201ZM3 69H5V70H3ZM27 69V70H26ZM31 71H30V70ZM44 70V71H42L41 72V70ZM48 70V71H46V70ZM100 69V70H99ZM134 69V70H133ZM26 70V71H25ZM36 71V73H34L33 74V72H35ZM83 70V71H82ZM116 70V71H115ZM118 70V71H117ZM13 71V72H12ZM20 71V72H19ZM38 71V72H37ZM28 72V73H27ZM31 72V73H30ZM46 72V73H45ZM47 72H48V74H47ZM80 72H82V73H80ZM111 72H116V73H119V75L118 74H116L117 75V77H116V75H114V73L112 74ZM254 73L256 72V70L255 71H253ZM253 72H251L249 75L250 76H252V75H254V73ZM6 73V74H5ZM30 73V74H29ZM40 73V74H39ZM44 73V74H43ZM67 73H68V75H67ZM95 73V74H94ZM97 73V74H96ZM36 74L39 76L38 78H37V76H36ZM61 75V76H59V75ZM78 74H81V75H83V77L81 76V80L82 81H80L79 82V80H80V77H79V80L77 79L78 77H77V75ZM123 74H125V73H123ZM131 75V76H134V75ZM2 75L4 76V77H2ZM30 75H31V77H30ZM35 75V76H34ZM71 77H70V76ZM88 75V76H87ZM93 75H95L94 77H93ZM44 76H45V78H44ZM55 76H56V78H55ZM68 76V77H67ZM77 77V78H72V77ZM114 76V77H113ZM1 77L3 78V79H1ZM33 77V78H32ZM36 77V78H35ZM47 77V78H46ZM90 79H89V78ZM111 77V78H110ZM6 78V79H5ZM15 78H17V79H15ZM19 78V79H18ZM30 78V79H29ZM53 79V82H51L52 81V79ZM68 78H70V79H68ZM95 78V79H94ZM264 78V77H263ZM5 79V80H4ZM40 79V80H39ZM49 79V80H48ZM86 79V81H84ZM89 79V80H88ZM98 79V80H97ZM109 79H111V83L109 82V81H107V80H109ZM242 79H244V78H240V79H238V82L240 83V85L242 84V86H243V82H242ZM19 80V81H18ZM70 80H71V84H70ZM77 80H78V82L80 83V84H78L77 83ZM93 80V81H92ZM96 80H97V82H96ZM113 80V81H112ZM116 80V81H115ZM120 80H121V82H120ZM241 82H240V81ZM59 81H61V82H59ZM67 81V82H66ZM69 81V82H68ZM101 81V82H100ZM106 81V83H104V82ZM123 81V82H122ZM3 82V83H2ZM21 82V83H20ZM28 82V83H27ZM48 82H50V85H49V83ZM81 82H82V84H81ZM113 82H115V83H113ZM128 82V81H127ZM126 82V83H127ZM238 82H236V84L237 85H239V83ZM20 83V84H19ZM33 83V84H32ZM24 84V85H23ZM45 84V85H44ZM60 84V85H59ZM78 84V85H77ZM4 85V86H3ZM6 85V86H5ZM49 85V86H48ZM53 87H52V86ZM77 85V86H76ZM83 85V86H82ZM126 85H128V83L126 84ZM237 85H235L234 84V86H232V89L230 88L229 89V91H231L229 94H237L238 95V97H239V95H240V98H242V97H244L245 96V94H244V92H242L243 91V88H242V86L240 87V86H238L237 88L235 87V86H237ZM55 86H56V89H54L55 88ZM5 87V88H4ZM47 87H49V89L51 90V89H53V91L51 90H46L47 89ZM69 87V88H68ZM86 89L87 88V91L85 92L84 90V88ZM2 88H4L5 90H3ZM12 88V89H11ZM29 88V89H28ZM236 88V89H235ZM17 89V90H16ZM20 89V90H19ZM39 89H40V91H39ZM82 89V90H81ZM238 89V90H237ZM242 89V90H241ZM240 90V91H239ZM18 91V92H17ZM83 91V92H82ZM234 91H237V92H234ZM52 94H51V93ZM81 92V94H79ZM239 92V93H238ZM41 93H43V95L41 94ZM241 93H243V94H241ZM19 94V95H18ZM74 94L76 95V96H74ZM8 95H9V97H8ZM14 95V96H13ZM67 95H70V98H68V96ZM42 96V97H41ZM71 96H73V97H71ZM207 98V99H205V97ZM208 96V97H207ZM212 98H211V97ZM202 95L201 97H199L198 96V98L196 99L195 97H197V96H187V98H186V103H190V102H192L193 100V102H192V106H193V103L195 102V107H197V106H200V105H202L201 104V101H205V102H212V104H213V106H214V104L219 108V107H221V108H219V109H228V108H230V107H228L227 105V102H225V100H227V99H225V98H227V97H222L221 98V96H219V99H217L218 101L216 102V96H213V95ZM1 97H2V99L4 98L2 95H1ZM1 97H0V100H2L1 99ZM67 97V98H66ZM129 97V99L128 98H125L122 102H125L126 104H128V106H129V104H131L132 103V105H133V107H136V108H134L133 109V107H132V105H130V107L133 109V110H136V109H143L144 108V106L146 107V105H142V103L143 102H141V104L138 102V101H140V99H136V101H133V100H135V99H132V97L131 96H128ZM131 97V98H130ZM191 97H194L193 99L191 98ZM204 97V98H203ZM210 97V98H209ZM218 97V96H217ZM8 98H10V101H9V99ZM36 98V99H35ZM202 98V99H201ZM209 98V99H208ZM214 98V99H213ZM48 99V100H47ZM63 99V100H62ZM126 99H127V101H126ZM220 99H222V101H220ZM30 100V101H29ZM36 100V101H35ZM110 100V99H109ZM109 100H105V101H103V103H104V105L105 104H107V103H109L110 101ZM190 100H192V101H190ZM197 100L200 102H197ZM27 101V102H26ZM29 101V102H28ZM68 101V102H67ZM120 100H118V102H119ZM129 101V102H128ZM188 101H190V102H188ZM231 101V100H230ZM26 102V103H25ZM40 104H38V103ZM41 102V103H40ZM51 102V103H50ZM74 102H75V104H74ZM196 102H197V106H196ZM218 102H221V105H219L220 103H218ZM232 102V101H231ZM230 102V103H231ZM235 102H238V99L237 100H235ZM29 105H28V104ZM44 103V104H43ZM80 103V104H79ZM83 103V102H82ZM233 103V102H232ZM27 104V105H26ZM137 104H139L138 105V107H137ZM210 104V103H209ZM211 104V105H212ZM222 104H224V105H222ZM43 105V106H42ZM74 105H75V107H74ZM21 106V107H20ZM22 106L23 107H25V110H24V108H23V110L21 109L22 108ZM27 106V107H26ZM80 106H82V104L80 105ZM192 106H190L191 108H192ZM1 107H4V106H0V108ZM17 107V108H16ZM30 107V109H28ZM104 108L106 107V105L105 106H103ZM141 107H143V108H141ZM194 107V106H193ZM73 108H74V111H73ZM3 109V108H2ZM132 109H130L129 111L131 112L132 111ZM0 111H1V109H0ZM3 111V110H2ZM33 111V112H32ZM90 112V113H89ZM21 113H23V114H21ZM25 113H26V115H25ZM69 113H70V115H69ZM71 113H73V114H71ZM92 113V114H91ZM24 115L23 117H21V116H19V115ZM28 114H29V116H28ZM77 114L79 115L78 116V118H77ZM82 114V115H81ZM86 114V115H85ZM91 114V115H90ZM71 115L72 116H74L73 118H70L71 117ZM69 118H68V117ZM30 119H29V118ZM94 117V116H93ZM32 118H33V120H32ZM67 118V119H66ZM81 118V119H80ZM1 119V118H0ZM24 119V120H23ZM28 119V120H27ZM68 120V121H67ZM74 120V121H73ZM76 120H78V121H76ZM174 119H172L171 121H170V123L168 122V121H165V124H163L162 125V127L160 128V131H159V133L160 132H162V133H160L159 134V136L158 137H160V135L162 134V135H166L165 133H167V132H169V131H171V130H173V129H177L176 131L177 132H181V133H178V134H183L182 132H184V134H187V136L188 135H190L193 131H196L197 129H198V125H197V127L195 126V123H192V124H194L193 126L194 127H190V126H192V125H185L184 127H182L181 128V126L179 127V124L177 125V123L175 124L174 123V121H173ZM25 121V122H24ZM73 121V122H72ZM87 121L88 120H86V122H84V124H87ZM0 122H2V119L0 120ZM4 122V121H3ZM2 122V123H3ZM71 122V123H70ZM77 122V123H76ZM81 122V123H82ZM2 123H0V124H2ZM19 123V124H18ZM20 123H21V125H20ZM68 123H70L69 125H68ZM166 123H168L169 125H167ZM4 125L6 124V123H3ZM20 126L19 128H18V125ZM65 124V125H64ZM76 124H77V126H76ZM174 124V125H173ZM26 125V124H25ZM25 125H24V127H25ZM67 125L69 126V127H67ZM173 125V126H172ZM178 127V128H180V129H178V128H176V126ZM5 127V126H3V125H0V127ZM67 128H66V127ZM165 128H164V127ZM167 126V127H166ZM169 126H171V127H169ZM183 126V125H182ZM189 126V127H188ZM0 128V130H2L3 128ZM17 127V128H16ZM71 127V128H70ZM73 127V128H72ZM63 128H65V130L63 129ZM70 128V129H69ZM164 128V129H163ZM187 128H188V130H187ZM189 128H192V130L190 129L189 130ZM166 129V130H165ZM184 129H186L187 130V132L189 133H187L186 132V130H184ZM180 130V131H179ZM35 131V132H34ZM64 131H65V135H64ZM164 131V132H163ZM166 131V132H165ZM175 131V130H174ZM175 131V132H176ZM191 133H190V132ZM2 132V131H1ZM29 132H31V134H28ZM126 132V131H125ZM176 132V133H177ZM59 133H60V135H59ZM67 133V134H66ZM28 134V135H27ZM35 134V135H34ZM63 134V135H62ZM0 135H3V133L1 134L0 133ZM69 135V136H70ZM127 135V134H126ZM161 135V136H162ZM19 136H20V134H19ZM62 136V137H61ZM183 137L185 136V135H182ZM2 136H0V138H1ZM3 138V137H2ZM1 138V139H2ZM18 138L19 137H17V140H18ZM64 138V139H63ZM65 138H67V139H65ZM70 138V139H69ZM35 139V140H36ZM69 139V140H68ZM64 140H66L65 142H63ZM68 140V141H67ZM262 140V139H261ZM2 142H3V140H1ZM0 141V150H2L3 149V147H5V145H3L4 143H2ZM229 141L227 140V143L226 144H229V146H230V143H229ZM62 142H63V144H62ZM241 142V141H240ZM64 143H65V145H66V143H67V145L66 146H64ZM96 143V142H95ZM240 145H239V144ZM243 143V142H242ZM264 143V142H263ZM58 144V145H57ZM59 144H62L63 145V147L61 148V146H59ZM158 145H159V143H158ZM238 145L239 146H241L240 148L238 147ZM58 146H59V148H61V149H59L58 148ZM157 146V145H156ZM171 146V145H170ZM236 146V147H235ZM260 146V147H259ZM148 147V148H149ZM228 147V148H227ZM258 147V148H257ZM55 148H58V149H55ZM174 148V146L172 145V149ZM236 148H237V151H234V150H236ZM249 148V150H246V149H248ZM253 148V149H252ZM155 149V150H154ZM222 149V150H221ZM229 149V152L227 153L226 152V150H228ZM251 149V150H250ZM15 150V154H13V151ZM60 150V151H59ZM84 150V149H83ZM201 150V149H200ZM203 150V149H202ZM244 150H246V151H244ZM261 150V151H260ZM263 150V151H262ZM19 151V152H18ZM58 151V152H57ZM63 151H65V152H63ZM148 151H149V153H150V151H157V152H155V153H150L151 155L149 156V154H148ZM174 151V150H173ZM231 151H233L232 153H231ZM17 152V153H16ZM55 152H57L56 154H55ZM61 154H60V153ZM75 152H76V150H75ZM74 152V153H75ZM80 152H82V149H81V151ZM175 152H176V150H175ZM249 152V153H248ZM254 152V153H253ZM59 153V154H58ZM77 154H79V152L77 151L76 152ZM157 153V154H156ZM226 153V154H225ZM148 154V155H147ZM153 154V155H152ZM158 155V156H156V155ZM182 154V155H181ZM198 154H200V155H198ZM253 154H255V155H253ZM58 155V156H57ZM183 156L184 155V158L183 157H180V156ZM191 155V156H190ZM202 155V156H201ZM251 155V156H250ZM60 156V157H59ZM155 156H156V159L154 160V158H155ZM170 156V157H169ZM190 158H189V157ZM230 156H231V158H230ZM241 156V157H240ZM243 156V157H242ZM254 156V157H253ZM158 157V158H157ZM160 157V158H159ZM186 157V158H185ZM207 157V158H206ZM210 157V158H209ZM227 157V158H226ZM239 157V158H238ZM246 157H247V159H246ZM148 158V159H149ZM173 158V159H172ZM180 158H181V160H180ZM183 158V159H182ZM192 158V159H191ZM229 158V159H228ZM253 158V159H252ZM22 159H25V160H22ZM55 159H56V161H55ZM147 159V160H148ZM170 159V160H169ZM177 159V160H176ZM186 159V160H185ZM217 159V160H216ZM235 159V160H234ZM236 159H238L237 160V162H236ZM252 159V160H251ZM8 160H6L5 159V161H4V159L3 158H1L0 159V167H2L3 165L4 166H6V164H8V163H6ZM254 160H256V161H254ZM258 160H261V161H259L258 162ZM8 161V162H9ZM58 161V162H57ZM60 161H62L61 163H60ZM154 161H157V162H154ZM161 161V162H160ZM176 161H178V163L176 162ZM226 161V162H225ZM232 161V162H231ZM150 162V163H149ZM166 162V163H165ZM175 162H176V165H175ZM183 162V163H182ZM186 164H185V163ZM256 162V163H255ZM264 162V161H263ZM59 164V165H55V166H57V167H55V166H53L54 164ZM64 163H65V158H64ZM155 163V164H154ZM161 163H164V164H161ZM171 163V164H170ZM262 163V166H260V164ZM51 164V165H50ZM61 164V165H60ZM182 164H183V166H182ZM185 164V165H184ZM218 164V165H217ZM235 164V165H234ZM236 164H239V165H236ZM258 164H259V166H258ZM13 165V166H12ZM150 165H152V166H150ZM157 165H160V166H157ZM169 165V166H168ZM242 165V166H241ZM248 165V166H247ZM3 166V167H4ZM163 166H165V167H163ZM171 166V167H170ZM247 167V169L245 168V167ZM257 166H258V168H257ZM147 167V168H146ZM159 167V168H158ZM236 167V170L235 169H232V168H235ZM248 167L250 168V169H248ZM56 168V169H55ZM59 168V169H58ZM218 168H220V170L218 169ZM243 168V169H242ZM244 168H245V170H244ZM255 168V167H254ZM12 169V170H11ZM165 169V170H164ZM186 169V170H185ZM188 169V170H187ZM214 169V170H213ZM239 170V172H238V170ZM60 170V171H59ZM155 170V171H154ZM232 170H234L233 171V173H237L239 176H235L233 173H231L232 172ZM242 170H244L245 172H244V174H243V172H242ZM259 170V169H258ZM161 171V172H160ZM183 171V172H182ZM218 171V172H217ZM224 171V172H223ZM240 171L242 172V174L240 173ZM253 173H252V172ZM59 172V173H58ZM185 172V173H184ZM189 172H190V174H189ZM251 172V173H250ZM4 173V174H5ZM65 174V175H63V177H61L62 175H60V174ZM117 173V174H116ZM119 173L121 174L120 176H119ZM147 173V174H146ZM183 173V174H182ZM196 173V174H195ZM227 173V174H226ZM229 173V174H228ZM247 173H249V174H247ZM122 174L126 177V179H125V177L124 176H122ZM145 174V175H144ZM176 174V173H175ZM182 174V175H181ZM186 176H185V175ZM225 176V175H227V176H223V175ZM241 174V175H240ZM6 175V174H5ZM103 177H102V176ZM231 175V176H230ZM242 175H244V176H242ZM247 175H248V177H247ZM250 175H251V177H250ZM254 175H255V177H256V179L255 178H252V177H254ZM118 176V177H117ZM146 176V177H145ZM156 176V177H155ZM214 176V177H213ZM61 177V178H60ZM114 177V178H113ZM122 177H124V178H122ZM154 177V178H153ZM189 177V178H188ZM192 179H191V178ZM222 177V178H221ZM224 177V178H223ZM233 177H235L234 179H233ZM259 177H261V176H259ZM22 178V179H21ZM98 178V179H97ZM101 178V179H100ZM109 178L111 179L112 178V180H109ZM156 178L158 179V180H156ZM189 179V181H188V179ZM222 180H221V179ZM248 178V179H247ZM249 178H250V180H251V182H249L250 180H249ZM261 178H263V177H261ZM116 179V180H115ZM123 179V180H122ZM220 179V180H219ZM230 179V180H229ZM232 179V180H231ZM237 179H240V180H237ZM246 179H247V181L249 182H247L246 181ZM254 181H256V180H258L259 181V183H258V181H256V184H255V182L253 183V185L254 186H252L251 185V183L253 182V180ZM115 180V182H113ZM118 180V181H117ZM151 180V182H149ZM172 180H174V181H172V182H175L176 180L175 179H172ZM191 180V181H190ZM195 180V181H194ZM211 180H212V182H211ZM218 180V181H217ZM225 180H227L226 182H225ZM243 180V181H242ZM245 180V181H244ZM10 181V182H9ZM16 181V182H15ZM65 181V182H64ZM100 181V182H99ZM103 181V182H102ZM107 181V182H106ZM147 181V182H146ZM198 181V182H197ZM220 181V182H219ZM225 182V183H227V184H225V183H223V182ZM238 181V182H237ZM241 183H240V182ZM14 182V183H13ZM95 182L97 183L98 182V184H95ZM146 182V183H145ZM150 184H149V183ZM193 182H195V183H193ZM260 182H263L262 183V186L263 187H261V185H260ZM5 184L6 186H8V184ZM23 183V182H22ZM61 183V184H60ZM127 183V182H126ZM231 183V184H230ZM236 183V184H235ZM244 183V184H243ZM258 183V184H257ZM102 184H103V187H102ZM110 184V185H109ZM113 184V185H112ZM194 184H196V185H194ZM212 184V185H211ZM234 184V185H233ZM240 184V185H239ZM246 184V185H245ZM11 185V184H10ZM61 185V187H63ZM112 185V186H111ZM125 185V184H124ZM142 185V186H141ZM146 185H148L147 187H146ZM193 185H194V187H193ZM223 187H222V186ZM230 185H231V187H230ZM256 185H257V187H256ZM258 185H259V187H258ZM58 186V187H57ZM105 186V187H104ZM109 186H111V188L109 187ZM120 186L122 187V188H120ZM202 186V187H201ZM215 186H216V189L218 188V186H219V188H218V190L220 189V188H222V189H220L219 191H217L216 189H215ZM238 186H242L241 187V189H240V191L238 192V190L236 189V188H238ZM193 187V189H191ZM197 187V188H196ZM211 187H214L213 189H215V190H212L211 188L209 189V188ZM243 187H245V188H243ZM255 187V188H254ZM100 188V189H99ZM101 188H103V189H101ZM105 188H107V189H105ZM113 188H114V190H113ZM207 188V189H206ZM226 188H227V190L229 191V190H231L232 189V191L233 192H227V190H226ZM253 188L255 189V190H253ZM53 189V190H52ZM55 189V190H54ZM117 189V190H116ZM144 189V188H143ZM244 189V190H243ZM249 189H250V191H249ZM34 192V193H32V191ZM60 190V189H59ZM106 190H108V191H106ZM123 191V193H120L121 191ZM184 190V191H183ZM192 190V191H191ZM196 190V191H195ZM200 190V191H202V192H198V191ZM209 190V191H208ZM248 190V191H247ZM57 191V192H56ZM103 191V192H102ZM120 191V192H119ZM124 191H125V193H124ZM211 191V192H210ZM225 192V194L227 193V198H224V193L223 192ZM235 191V192H234ZM242 191V192H241ZM245 193H244V192ZM252 191H255V192H252ZM259 191H263L262 193H263V195H261V192L260 193H258ZM54 192H56V193H54ZM102 192V193H101ZM171 192V193H170ZM204 192V193H203ZM217 192H221L222 194H224L223 195V197H220L219 196V194L220 193H217ZM247 192H250V194L251 193H257V197L255 196L254 198H252V200H250V201H248V199H251V198H246L245 197V194H247ZM3 193V192H2ZM1 193V191H0V197L1 196H4V194L5 193H3L2 194ZM105 193V194H104ZM115 193V194H114ZM173 193V194H172ZM174 193H176V194H174ZM229 193V194H228ZM232 193H234V194H232ZM242 193H244V195H242ZM7 194V193H6ZM5 194V195H6ZM101 196H100V195ZM108 194V195H107ZM124 194H125V196H124ZM232 194V195H231ZM239 194H241V195H239ZM8 195H9V193H8ZM8 195H6L5 197H8ZM23 195H25L24 197H23ZM121 195H123V196H121ZM127 195V196H126ZM190 197H189V196ZM195 195V196H194ZM196 195H197V197L199 198H197L196 197ZM199 195H201V196H199ZM203 195V196H202ZM212 195V196H211ZM221 195V194H220ZM234 195H236V196H234ZM258 195H260V196H258ZM11 197H13L14 198V196L15 195H10ZM99 196V197H98ZM119 196H120V198H121V200H120V198H119ZM171 196H174L175 197V199L177 198V202L179 201V203H177V204H179V206H176L177 204H175L174 202H176V200H174L173 199V201L171 202ZM177 196V197H176ZM182 197V199H181V197ZM186 196V198L185 199H187V201H185V199H184V197ZM193 196V197H192ZM213 196H215V198L213 197ZM225 196V197H226ZM238 196H240V197H244V198H246L244 201H246L245 203L243 202V199L242 198H239ZM247 196V195H246ZM17 197H15V198H17ZM118 197V198H117ZM142 197V198H141ZM187 197H189V198H187ZM211 198V200H210V198ZM213 197V198H212ZM260 197V198H259ZM17 198V199H18ZM94 198H96V199H94ZM105 198V199H104ZM170 198V200H168ZM173 198V197H172ZM190 198H192L191 200H190ZM195 198L196 199H198V200H200V204H198L199 202H197V200L195 201ZM209 198V199H208ZM224 198V199H223ZM263 200H262V199ZM144 199V200H143ZM189 199V200H188ZM66 200V199H65ZM89 200V201H88ZM92 200V201H91ZM97 200V201H96ZM104 200V201H103ZM120 200V201H119ZM128 200V201H127ZM131 200V201H130ZM143 200V201H142ZM167 200H168V202H167ZM192 200H193V202L195 201L196 202V204H198V205H196L195 204V202L193 203L192 202ZM207 200V201H206ZM213 200H214V202H213ZM237 200H239V201H242V202H239L240 203V205H239V203H238V201ZM253 200H254V203L253 204H251L252 202H253ZM119 201V202H118ZM142 203H141V202ZM146 203H145V202ZM170 201V202H169ZM208 201H209V203H208ZM219 202L220 201V204H218L217 202ZM256 201V202H255ZM93 202V203H92ZM98 202H99V204H98ZM101 202V203H100ZM145 203V205H144V203ZM187 202L189 203V205L187 204ZM203 202V203H202ZM216 202V208H215V205H214V203ZM95 203V204H94ZM132 203H134V204H132ZM142 204V207H141V209H140V206H141V204ZM191 203L193 204V205H191ZM208 205H207V204ZM212 203V204H211ZM20 204V205H19ZM69 204V203H68ZM105 205V207H107V209L104 207V209L102 208L104 205ZM116 204V205H115ZM209 204H210V207H212V208H210L209 207ZM234 204L236 205L235 207H234V210H233V206H234ZM245 204V205H244ZM262 204V205H261ZM97 205V206H96ZM113 205H115L114 207H113ZM140 205V206H139ZM145 207H144V206ZM205 205V206H204ZM239 205V206H238ZM66 206H67V204H66ZM95 208H94V207ZM117 206H118V208H117ZM120 206V207H119ZM128 206H131V207H128ZM132 206H133V208H132ZM193 206H194V208H193ZM252 208H251V207ZM260 206V207H259ZM99 207H101L102 209H103V211L101 212V208H99ZM113 208V209H109V208ZM124 207H125V210H124ZM139 208L138 210L137 209H135V208ZM188 207H190L189 209H188ZM202 207V206H201ZM238 207V208H237ZM240 207V208H239ZM3 208H5V205H4V203L3 202H0V211L2 212V209ZM69 208V209H68ZM76 208V209H75ZM115 208H116V210H115ZM129 208V209H128ZM130 208H132V209H130ZM193 208V209H192ZM215 209V210H213V212L211 211V209ZM244 208V209H243ZM251 208V209H250ZM257 208H258V210H257ZM9 209V208H8ZM13 209V210H12ZM118 209H120V210H123V211H121L122 212V214H120L121 212H119L118 211ZM171 209V208H170ZM170 209H169V211H170ZM203 209V208H202ZM239 209H240V211H239ZM243 209V210H242ZM256 209V210H255ZM106 210L108 211V212H106ZM112 210V211H111ZM148 210V211H147ZM156 210V211H155ZM194 210V211H193ZM208 210L209 211H211V212H209L208 213ZM236 210V211H235ZM238 210V211H237ZM248 210V211H247ZM249 210H250V212H249ZM12 211V212H11ZM116 211V212H115ZM125 211V212H124ZM126 211H128V212H126ZM151 211H153L152 213H151ZM216 211V212H215ZM222 211H225V212H222ZM235 211V212H234ZM243 211V212H242ZM246 211V212H245ZM253 211V212H252ZM256 211V212H255ZM95 212V213H94ZM111 212H115V213H111ZM117 212H119V214L117 213ZM158 214H157V213ZM174 212V213H173ZM217 214H215V213ZM259 212V213H258ZM104 213H106V214H104ZM135 213V214H134ZM141 213H143V214H141ZM166 213H167V215H169V216H167L166 215ZM169 213V214H168ZM199 213V215H200V212H198ZM203 212H201V215H202V218L204 219V214ZM242 213V214H241ZM252 213V214H251ZM115 216H114V215ZM126 214V216H128V219L125 221V219L127 218L126 216H125V219H123L124 218V216L123 215H125ZM150 214H152L153 216H151ZM247 214V215H246ZM107 215V216H106ZM111 215H113V216H111ZM119 215H121V216H119ZM143 215V216H142ZM148 215H150L149 217H148ZM154 215H156V217H154ZM161 215V216H160ZM219 215H220V218H218L219 217ZM223 215V216H222ZM78 216V217H77ZM100 216V217H99ZM104 216L106 217V218H104ZM204 216V217H203ZM221 216L223 217V219H224V221L223 220H220V219H222L221 218ZM238 216V217H237ZM245 216V217H244ZM254 216V217H253ZM258 216V217H257ZM118 217V218H117ZM154 217V218H153ZM236 217V218H235ZM242 217V218H241ZM260 217H261V219H260ZM99 218V219H98ZM210 217H207V220L208 221H210V219H209ZM249 218V219H248ZM254 218V219H253ZM97 219H98V221H97ZM123 219V220H122ZM240 219H241V221H240ZM259 219V220H258ZM101 222H100V221ZM108 220V221H107ZM109 220H110V223H109ZM130 220V221H129ZM204 220H206V218L204 219ZM237 220V221H236ZM256 220V221H255ZM90 221H92V222H90ZM93 221H95L94 223H93ZM103 221V222H102ZM116 221V222H115ZM157 221V222H156ZM211 221H212V218H211ZM255 221V222H254ZM260 221H262V222H260ZM107 222V223H106ZM224 222V223H223ZM229 222V221H228ZM251 222V223H250ZM252 222H254V225H255V228L254 227H251L250 228V226H253V223ZM257 222V223H256ZM261 224H260V223ZM20 223H22V224H25L24 226V229L21 227V224ZM127 223V224H126ZM154 223V224H153ZM162 224V226L160 225V224ZM218 223H220V224H218ZM249 223L250 224H252V225H249ZM257 225H256V224ZM76 224H78V225H76ZM84 224V225H83ZM90 224V225H89ZM91 224H92V226H91ZM102 224V225H101ZM115 224H117L116 226H115ZM126 224V225H125ZM172 224V223H171ZM209 224V225H208ZM18 225V226H17ZM74 225H75V227H74ZM79 225H81V227L79 226ZM165 225H166V227H165ZM218 225H220V226H218ZM259 225V226H258ZM130 226H132V227H130ZM156 226V227H155ZM172 226V227H171ZM211 226V228L209 229L208 227H210ZM227 226H222L221 228L222 229H226L227 230V228H229V226L227 227ZM249 226V227H248ZM29 227H30V229H29ZM77 227V228H76ZM106 229H105V228ZM120 227V228H119ZM127 227V228H126ZM169 227V228H168ZM175 227V229H173ZM216 229H215V228ZM259 227V228H258ZM26 228V229H25ZM75 228H76V230H75ZM104 228V229H103ZM112 228H114V229H112ZM119 228V229H118ZM125 230H124V229ZM133 230H132V229ZM139 228V229H138ZM261 228V229H260ZM22 229V230H21ZM29 229V232H27V230ZM72 229H73V231H72ZM77 229H78V231H77ZM116 229H118L119 230V232H120V230H121V232H120V234H119V232H118V230H116ZM167 229V230H166ZM171 229H173V231H171ZM230 229V228H229ZM228 229V230H229ZM249 229H250V231H249ZM253 229V230H252ZM148 230V231H147ZM212 230H210L211 232H212ZM18 231H19V233H18ZM24 231V232H23ZM30 231H31V234L33 233V231H34V234L38 237V238H40V236H41V239L42 240H44V242H46L45 244V246L43 247L42 245H41V248H40V245H37L36 246V244L32 241V244L30 243V241H31V239L30 238H32V237H34L35 235L34 234H30ZM139 231H141L140 233H139ZM175 231V232H174ZM209 231V232H210ZM252 231V232H251ZM254 231L257 233V231L258 232H261V231H263V232H261V233H254ZM36 232V233H35ZM116 232V233H115ZM148 232V233H147ZM167 232V233H166ZM174 232V233H173ZM228 232H231L232 233V231L230 230V231H228ZM21 233V234H20ZM75 233V234H74ZM143 235H142V234ZM27 234H28V236H27ZM149 234V235H148ZM164 234V235H163ZM169 234V235H168ZM178 234V235H177ZM20 235H22V237H20ZM31 237H30V236ZM116 235V236H115ZM137 235V236H136ZM147 235V236H146ZM174 235V236H173ZM224 235H225V233H224ZM23 236H25V237H23ZM35 236V237H36ZM50 236H52V237H50ZM71 236V237H70ZM172 236V237H171ZM182 236H184V237H182ZM30 237V238H29ZM34 237V238H35ZM63 237V238H62ZM165 237V238H164ZM167 237V238H166ZM176 237H178V238H180V239H178V238H176ZM244 237V238H243ZM245 237H246V239H249V240H247V241H245L244 239H245ZM257 237V238H256ZM19 238V239H18ZM22 238H25L26 239V242H22V240H21V242H19V240L20 239H22ZM34 238H32V240L34 239ZM73 238V239H72ZM110 238H112V239H110ZM148 238V239H147ZM182 238H184L183 240H181ZM29 240V245L27 244V241ZM52 239V240H51ZM103 239H105V240H103ZM170 239V240H169ZM225 239V240H224ZM233 241H232V240ZM243 239V240H242ZM258 239V240H257ZM140 240H142V242H144V240H145V245L144 244H142V242L140 241ZM163 240V241H162ZM181 240V241H180ZM222 240V241H221ZM229 240V241H228ZM230 240H231V242H230ZM235 240V241H234ZM57 241V242H56ZM89 241H90V243H89ZM182 241L184 242V243H182ZM226 241V243H224ZM244 241V242H243ZM19 242V243H18ZM47 242H49L48 244H47ZM236 242V243H235ZM24 243V244H23ZM26 243V244H25ZM33 243L35 244V245H33ZM131 243V244H132ZM147 243V244H146ZM221 243H224V244H222L221 245ZM149 244V245H148ZM166 244V245H165ZM184 244H185V246H184ZM215 244V245H214ZM221 245V248L223 249H225L226 250V255L223 257V252H225V250H221V248H219L220 247V245ZM237 244V245H236ZM22 245H24L25 246V248H26V251L24 252L23 251V249H24V247L22 246ZM150 247V250L149 249H147V248H149L148 246ZM152 245H153V247H152ZM203 246L202 247V249H201V247L200 246ZM213 245V246H212ZM223 245H227V246H223ZM31 246V247H30ZM39 246V247H38ZM59 246V247H58ZM88 246V247H87ZM146 246H147V248H146ZM208 246V247H207ZM210 246L211 247H214L215 249L216 248H218L219 250H221L222 251V254L221 255H219L218 253H217V256H216V252H221V251H219V250H217V251H213V252H211V255L210 254H208V253H210V250H212L213 248H210ZM241 246V247H240ZM248 246H249V249H248ZM251 246V247H250ZM44 248V250H43V248ZM52 247V248H51ZM228 247V248H227ZM233 247H235V248H233ZM246 247V248H245ZM23 248V249H22ZM31 248V249H30ZM46 248V249H45ZM47 248L49 249V250H47ZM59 248V249H58ZM152 248V249H151ZM166 248V249H165ZM192 248V249H191ZM194 248V249H193ZM203 248L205 249V255L206 254H208V255H204L203 254ZM237 248V249H236ZM17 249V250H16ZM31 251H30V250ZM65 249V250H64ZM85 249V250H84ZM155 249V250H154ZM208 249H210V250H208ZM234 249V250H233ZM239 249V250H238ZM34 252H33V251ZM46 250V251H45ZM54 250V251H53ZM172 250V251H171ZM192 250V251H191ZM193 250H195L194 252H193ZM196 250H197V252H196ZM203 250V251H202ZM207 250L209 251L208 253H207ZM227 250H228V252H227ZM237 250V251H236ZM245 250V251H244ZM251 250H253V251H251ZM48 251V252H47ZM79 251H80V253H79ZM82 251V252H81ZM86 251V252H85ZM167 253H166V252ZM230 251V252H229ZM234 251H236V252H234ZM247 251V252H246ZM21 252V253H20ZM36 252V253H35ZM45 252H47V254L45 253ZM66 252V253H65ZM84 252L86 253V254H84ZM143 252V253H142ZM192 252V253H191ZM232 252H234V253H232ZM249 252H250V254H249ZM42 253V254H41ZM77 253V254H76ZM155 253V254H154ZM194 253V254H193ZM213 253V254H212ZM20 254V255H19ZM26 254V255H25ZM74 254V255H73ZM160 254V255H159ZM169 254V255H168ZM173 254V255H172ZM1 255H2V257H1ZM64 255H65V257H64ZM67 255H68V257H67ZM78 255V256H77ZM153 255V256H152ZM158 255V256H157ZM191 255H193V256H191ZM203 255V256H202ZM9 256V257H8ZM16 256H19V257H16ZM22 256V257H21ZM71 256V257H70ZM162 256V257H161ZM191 256V257H190ZM205 256V257H204ZM220 256H222V257H220ZM4 257V258H3ZM6 257V258H5ZM8 257V258H7ZM15 257V258H14ZM66 257H67V259H66ZM83 259H82V258ZM161 257V258H160ZM202 257V258H201ZM244 257V258H243ZM51 258V259H50ZM9 261H8V260ZM20 259V260H19ZM81 259V260H80ZM52 260H54V261H52ZM59 260V261H58ZM74 260V261H73ZM76 260V261H75ZM84 260V261H83ZM83 261V262H82ZM86 261V262H85ZM202 263H201V262ZM52 262V263H51ZM58 262V263H57ZM137 262V261H136Z\"/></svg>",
  "mask_w": 264,
  "mask_h": 264
}]
</instances>
